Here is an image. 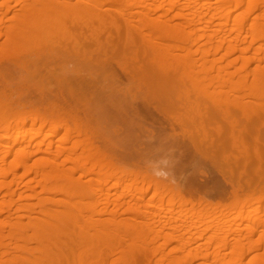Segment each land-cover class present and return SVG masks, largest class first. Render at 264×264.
Listing matches in <instances>:
<instances>
[{
	"label": "rangeland",
	"instance_id": "obj_1",
	"mask_svg": "<svg viewBox=\"0 0 264 264\" xmlns=\"http://www.w3.org/2000/svg\"><path fill=\"white\" fill-rule=\"evenodd\" d=\"M21 1L22 0H0V21H2V19H3V21H2L3 24H1V22H0V67H1L0 68V124H1L0 125V144H1L0 145V160L3 159L4 157H6V159H7V163H6L7 165L4 164V167H0V172L3 170V168H5V172L6 171H12V166H13V168L16 166V163H15L16 162V156L15 155L17 154V152L21 148H24V147H26V149H28L30 147L34 148V146H36L35 144H39L41 142H45L46 144H48L49 142H51L53 144L54 143L58 144L61 141V138L63 139L64 136H66L68 134L66 131L62 130V125L65 128L67 127L70 130V132H72V135L77 137L75 144L79 143V142L80 143L82 142V144H84V142H87V139H86L87 137H85L84 129L88 125V128L90 127L92 129L91 132L93 135L90 133V135L92 137L91 146L93 147L94 150L91 147V149H90L91 151L89 150V153H88V151H86L84 153L85 154L87 153V155H91L92 151H94V153H95L94 156L95 155L96 156L95 157L93 155L92 156L95 159L98 160L100 158H103L102 160L104 161L105 158L107 157V158H109L108 161L116 164V166L119 169L118 170L114 169L111 172L109 171L110 173L108 174V176L105 174H104L105 175L104 176L103 173H101L102 174L101 175L99 169H97L99 171H97V170L94 171L96 174L93 172L94 174L91 173L88 176H86V173H87L89 168L91 169L92 164L90 166L89 165L85 166L84 168L82 167V169H81V167H78V166L73 167L74 165H72V166L67 165L66 167L68 169H70V167H72L70 169L71 171H69L65 167L64 169H67V170H65L67 173L65 171H63V172L66 174V176H68L69 174L72 173L69 176H70V178L72 177L73 181L71 180V182H70V180H69L70 184H68L69 183L68 182L66 186H68V185L75 186V187H73L74 189L72 188L74 195L72 196V198H70L71 197L70 196L68 199V197H66L62 194H60V195L57 193L54 194L55 192L49 193V192H51V190L53 192V188L51 186L56 185V184L51 185L50 186L51 190L48 192V190H47L48 188L46 190L44 189V187L42 188L43 185L41 186L40 184H38L37 180L32 181V179H34V178H32V177H34L33 174L27 175L28 177H26V176L23 177L24 176L23 174L25 173L24 167H21V166L17 167V169H18L16 171L17 174L18 175L20 174L19 177H23L24 180L22 183L20 182L21 184L20 183L19 184L13 183L14 185L16 184L15 186L12 184L13 186L11 188H12V190L14 189V191L16 192V195L13 197H10V196L4 197V194H6L7 189L6 188L2 189V192L0 194V204H4L5 202H8V203L11 202L13 205V207L11 209L14 213L10 214V213L6 212L3 214H0V227H1V225L4 226V223H3L4 221H5V223H6V221L7 222L18 221V223L21 221L22 224L26 225V224H28L29 220L30 221L32 220V218H34L32 220V222H34L35 219H38V217H41L43 219V217L40 216L39 211H37V209L40 210L39 209L40 207H38V206H41V207L46 206L49 208L53 207V208H55L54 210H56L59 206L60 208H58L57 210H59V212H60L61 209L64 208L63 206H65L63 204L68 205V202L71 201V202H69V205L72 203V205L75 207V209H73L74 212H72L73 214L71 213V215H69V216H72L70 218V220H72V221L70 222V220L67 217L66 221L64 222V220H65L64 217H66V216L61 215L62 214L61 213V214H59V216H61V217L64 216L63 218H61V217L60 218L65 223L64 224L65 227L62 224L63 222L56 223V224H60L62 227L66 228L65 230L67 232H68V229H70L69 231H72V234H74L76 237L72 236L73 238L71 240H68V239L65 240L64 239L65 236L68 235L70 232L65 234L64 228H62L60 225L58 226L61 229H63V231H64L63 234H65V236L62 235L61 231H60V233L63 237H61L60 234H57V235H60V237H61V238H58V236H57L58 240L62 239V240H60V242L62 241L61 244L64 246L66 245V247H64V248L62 247V249H61L62 251H64L63 252L64 256H63V255H61L62 251H61V253L58 252V254H57V252H55L56 250H58V248H56L58 246L57 244L55 246L54 245L55 243L54 244L52 243V245L54 246L53 250H51L52 247L50 246V244H49V246H47L48 242H50V239H47L49 236L47 237L46 235L56 234L57 231H59L58 229H55V230L53 229V227L55 228V226H56V228H58L55 223L53 224V221H51L53 226H51L52 224H50L51 229L49 227L45 228V226H44V228L46 229L45 232H44V229L42 232V230L39 228V226H38L39 230H38V228L33 229V228L29 227V228H27L28 230L27 229L25 230L27 232L25 238L22 237L25 235V232H23L24 234L21 236L23 238V240L20 239V237H19L18 240H13V241L8 242V244L11 243L10 244L11 246L8 248V251L12 250V252L9 251V253H11V257L14 256L16 259L14 257L13 258L15 260H17V262L19 261L20 263H23V261H24L23 264L27 263V262H25L28 260L27 258H32L34 260L36 258H33V257H35V256L37 257L38 255H39L38 257H40V256L42 257V259H40V260L45 261L46 264L47 263L52 264V262H53V264H54V262H55V264H59V262H60V264H74V263H76V264H80V263L81 264H83V263L84 264H94V263L95 264H118V263L122 264L120 262L125 263V261L121 260L123 258L122 256L126 255L127 247H128L127 243L132 238L134 241V245L136 242L137 247L139 245L138 248H140V249L142 248L141 250L144 249L143 247H145L146 250L149 249L150 251L161 250V249L163 250V248H164V250H163L164 252L162 250L161 251H162V253L166 252L165 254H168L170 256V258L172 260L171 261L169 258L170 264H208L209 262H210L209 264H213L214 262H212L211 260L213 259V261H214L213 254H215L214 250L216 251V248H218L217 243L219 244L218 246H221L220 248H218L219 250L217 249L218 250L217 252L219 253L222 250L221 253L218 254V256L222 255V258L224 257V260L227 259V260H225L226 262L224 260H222L218 264H222V263L227 264V262H229V264H230L232 262V260H236V258H238V255H240V254H242V256H244L243 263H240V264H253V262H254V264L259 263V262H260L259 264H264V192H263L264 187H262V189H263V191L261 190L262 192L260 191V189H259V191H257L258 189H256V188H255L256 191L254 192L253 188H252L253 191L250 189L251 187H254V186L252 185L251 187H248V183H247V182H250L248 177L250 179L252 177H254L253 181L256 180V181L260 182L259 184H261V180L264 179V175H263L264 174V164L260 165L262 167H260L259 165L257 166V164H255V159H253V158H255V156H253V154L256 155L258 150L260 151L258 153L260 155L259 158L264 159V157H263L264 156V152H263L264 151V146H263L264 142H262V141H264V80H263L264 79V76H263V74H264V72H263L264 71V0H154V1L149 0L148 4H145L144 2H142L144 0H122V1L121 0H105V1H108V3H106L107 7H105V8L108 9L110 7L109 10H112V12L106 10L107 13L108 12L113 13V11L115 13V11H117V10H122L124 14L127 13L126 15L118 14V16L119 15L122 16L121 18L124 20V21L120 20L123 22V24L122 23L121 24L124 25V33H123V35L121 34L122 36L120 35L121 37H119V33L123 32L120 30V29H122L121 26H119L118 27L119 29H118V28H116V26L111 24V22H109V23L106 22V23L112 25V26H110V25H108V26L110 27L109 29H111V27H112L111 30L114 31L115 38H114V35L111 34V33H113V31L110 32V30L108 29L109 30V32H108L106 29L107 25H105V23H98L93 18V17H95V15L92 17V14H90V13H88L90 15H88V14H76L74 16L72 14L71 15L72 17L67 15V17L64 19L65 20L64 23L67 24V26L65 24L60 26V24L58 22H60L61 20H58V21L55 20V22H50V24L52 25V28L49 27V26H51L49 24V26L47 27L48 29L46 28V30H42L43 28H41V29L36 28L35 27L36 24L33 25L34 24L33 18L31 20L28 19V20H30L28 23H26V21H25L24 24L23 23L21 24L22 18L26 19V16H28L30 13L29 7L32 8L33 4H34L33 0H23V2H21ZM71 1L76 2V0H71ZM85 1H87V0H85ZM141 2H142V4H141ZM154 3H155V5H154ZM136 5L138 7H136ZM169 5L171 7H173L172 5H174V6L177 5L175 7L178 8V9L176 8L178 11L175 10V8H174V11L170 12L171 9L169 10V7H170ZM7 8L9 10H6ZM183 8H184V11L181 14L185 17L180 20V19L176 18L175 16H176V14H178V12H180L179 10L183 9ZM19 9H21V10H19ZM156 9H158V11ZM25 10H26V13H24ZM148 11L150 12V14ZM193 11L194 12L199 11V12L203 13V16H204L203 18H205L204 20L202 19L203 22H202V20L198 22L199 19H197L195 22H194V20L188 21L191 18L190 14H192ZM166 13H167V15H166ZM3 15L4 16L6 15L5 16L6 18H4ZM127 15L129 17H127ZM164 15H166V16H164ZM123 16H126V18H124ZM164 17L166 18V20ZM186 17L189 19L186 20L187 19ZM227 17H229V19ZM15 18H16V21H15ZM90 18H92L91 20H92V23L94 26H90L92 23H90V24L88 23ZM156 18H158L159 20L160 19H162V20L159 21L158 19L156 20ZM145 19L147 20V22ZM19 20H21V22ZM66 20H68V22H66ZM11 21H13V22H11ZM131 21H134V22H131ZM141 21H144L145 24L144 23L140 24ZM56 22L59 25L56 24ZM164 22H165V25H164ZM197 22L199 25L197 24ZM212 22H213V24H212ZM79 23L80 24L83 23V24H81V26H80ZM85 23H87L88 25ZM28 24L29 25L32 24L33 27L28 26ZM95 24L98 27L95 26ZM99 24L102 26V28L100 27ZM64 25H65V27L63 28ZM73 25H74V28H72ZM134 25H135V27H134ZM12 26H14V27H12ZM26 26H28V27H26ZM70 26H71V28H70ZM149 26H150V29L148 28ZM154 26H155V28H154ZM164 26L165 27L167 26V27L165 28ZM144 27H146V31L144 30L145 29ZM151 27H152V29H151ZM14 28L15 29L17 28V29L14 30ZM31 28L34 29V31L32 29L33 32L30 30ZM53 28H54V31H52ZM69 28H70V30H69ZM90 28H92V29H90ZM103 28H104V30H103ZM74 29L76 30L77 33L75 32ZM81 29H85L86 31L81 30ZM88 29H89V32L87 31ZM117 29L119 30V33H117ZM126 29H128V30H126ZM137 29L139 31H141V33L142 32L143 33L141 34ZM156 29H158V31ZM199 29H201V30H199ZM20 30H21V32H20ZM67 30H69V31L67 32ZM102 30H103V32H102ZM129 30L132 33L134 32V35L131 36V32ZM197 30H198V32H197ZM16 31L17 32L19 31L20 33L18 32V34H17ZM44 31H46V32H44ZM82 31L87 32L86 35L89 38L87 36L85 38L84 37L85 35H83L85 33ZM69 32H72V33H69ZM104 32H106V33H104ZM160 32H162L163 34ZM73 33L80 36V37L78 36V38H81V39H78L80 43L78 41L75 42L77 39H74L75 35H72ZM109 33L112 36V37L110 36L112 38L111 43H109L110 40H108L110 38ZM144 33L146 34V36H144L145 35ZM95 34H96V36L98 35L97 36L98 39H96L97 38L96 36L94 37ZM100 34L101 35L103 34V35L101 36ZM77 35H76V37H77ZM135 35H136V37H135ZM184 35H189L191 37L188 44L183 43L182 42L183 39L180 38V36H184ZM27 36H29V37L33 36V37H32V39H30L31 37L28 38ZM123 36H124V40H122V41H124V42H121V39L119 40V38H122ZM158 36H160V38ZM7 37H9V38L7 39ZM107 37H108V39H107ZM34 38H36V39H34ZM64 38H65V40H64ZM99 38H100V40H99ZM131 38H133V39H131ZM134 38H136L137 41ZM94 39H96V41ZM115 39L117 42L114 46L112 44L114 42H112V41ZM81 40H82V42H81ZM97 40H99V41H97ZM152 40H155V41H152ZM15 41H18V42L15 43ZM59 41H61V43H58ZM86 41H87V43H90V42L93 43V41H94V43L90 44V45L89 44L86 45V43H85ZM100 41H101V44L99 43ZM135 41H136V46H135ZM46 42H48V44ZM156 42L161 43V45L163 44V46H160V44H158ZM67 43H68V46H67ZM70 43H72V44L69 45ZM77 43H79L80 45L85 43L84 45L80 46L79 50L82 49L81 50L82 52L78 51V49L76 48L77 46L79 48V44L77 45ZM103 43H104V45H102ZM107 43H109V44H107ZM120 43H122L123 45L122 44L120 45ZM15 44H17V45H15ZM94 44L96 45V47L94 46ZM105 44H106V46H105ZM124 44H126V45L128 44L127 46L125 45L127 47V49L124 47ZM164 44H166V45H164ZM63 45H65V46H63ZM72 45H74V46H72ZM88 45L90 46L89 47L90 49L86 50ZM91 45H93L94 47L92 46V48H91ZM117 45L122 47V50ZM110 46H112V47H110ZM130 46H132V48L130 50H128L130 48ZM166 46H168V47H166ZM51 47L53 50L55 48H57L59 50V52H57L58 50L56 49V52L54 53V51L51 49ZM81 47H83V48H81ZM104 47H106V48H104ZM134 47H138V48H135V50H134L133 49ZM185 47L187 50L185 49ZM66 48H68V49L70 48L72 50V53H71V50H68ZM74 48H76V49H74ZM84 48H85V50H84ZM103 48L106 49V51ZM107 48H108V50H107ZM111 48H112V50H111ZM118 48H120V49H118ZM163 48L165 51L163 50ZM45 49L49 50V51H46ZM50 49L52 51H50ZM73 49L76 51V54H74L75 51ZM109 49L111 50L109 52L110 56L107 53L109 51ZM116 49H118V50H116ZM137 49L139 50L138 52L136 51ZM161 50H163L164 52ZM168 50H171L172 52L168 51ZM188 50H190L192 52L189 53L190 51L188 52ZM234 50H236V51H234ZM68 51H69V53H68ZM85 51H88V52H85ZM94 51H96L98 54ZM99 51L100 52L102 51L101 54L99 53ZM115 51H116V53H118V55L116 54V57L119 56L118 59L115 57ZM130 51H132V52H130ZM198 51H199V53H198ZM232 51H233V53H231ZM78 52H79V55H78ZM105 52H106V54H105ZM112 52H113V54H112ZM127 52H129L130 54H128ZM93 53H95L94 56H93ZM124 53H127V54L125 55ZM32 54H33V56H32ZM56 54H57V56H56ZM120 54H121V56H120ZM131 54H132V56H130ZM148 54H151V57ZM161 54H163V55L166 54V55H164L166 57L163 56V58H165L166 62L163 61L161 63L162 65L158 64V68L156 70V67H154L155 65H152L155 62V61L153 62V60H155L157 57H160ZM173 54H175L176 56ZM61 55L65 56V59L67 60V62L65 61L64 58L62 59ZM102 55L103 56L106 55V58L101 57ZM107 55H108V57H107ZM133 55H134V57H133ZM84 56L88 57V59L85 58ZM91 56L94 57V60H96V58H97L98 59L97 62L99 64H100L99 60L102 58L103 63L100 60L102 66L99 65L94 60H93V62L92 61L90 62L89 60L93 59ZM180 57L183 60H191V59H193V61L195 60L194 61L195 64L196 63H198V64L194 67V71L189 72V70L188 71L182 70L183 68L181 69V71H179L180 66H178L177 63H179ZM190 57H191V59H190ZM33 58H35V59H33ZM36 58H39V60L38 59L36 60ZM107 58H108V60L112 59V61L114 63L116 62L115 63L116 65L113 62H110V64L111 63L112 64L109 65V61L107 62V60H106ZM113 58H114V60H113ZM123 58H125V60ZM138 58L140 60L141 59L145 60V62H144L145 65H143L141 61L137 60ZM177 58H179V60ZM2 59H3V61H2ZM128 59H130V60H128ZM34 60H36V61H34ZM63 60L65 61V63L63 62ZM126 60H128L129 62ZM134 60H136L137 65L136 64L134 65V63H135ZM150 60L152 62H150ZM38 61H41V62H38ZM75 61L78 64L77 66H75V64H76ZM82 61L84 62L83 66L85 65V62H87V64L92 63L93 66H94V64L97 66H94L93 68H92V66H90V68H89L86 66H88L90 64H88V65L86 64L84 66V69H83V66L80 64ZM131 61H132V65H131ZM138 61H139V63L142 64V66H140V64H138ZM1 62H4V63L2 64ZM30 62H35L37 65L35 63H34L35 65L31 64ZM105 62L107 63V65ZM119 62H121V63L119 64ZM127 62H128V64H127ZM174 62H175V65H174ZM235 62H237V64ZM46 63H48V64L50 63V64L48 65ZM231 63H233V64H231ZM39 64L40 65L46 64L45 65L46 68L43 65V67L45 68V71H44V68L42 67V65H41V69L43 68V70L40 69ZM154 64H156V62ZM167 64H169L170 66H167ZM229 64H231V65L228 68L227 65H229ZM104 65H106V66H104ZM112 65L115 67L114 71L116 69V71L119 70L120 72H117V74L114 75V73H116V71L115 72L113 71ZM119 65H122V66H119ZM133 65L137 69L134 70ZM173 65L175 66L176 69L174 68ZM78 66H80V67H78ZM107 66L112 67L110 71H109L110 68L107 69L108 71L106 70ZM244 66H245V69L243 68ZM127 67H129L130 69H133V71L135 73L139 68L142 69V67H143L144 69H147L149 71L145 75L149 74L150 76L148 75V77H147L145 75L144 76L142 75L143 78L141 79L139 77V75L141 73L139 75L137 74L138 76L134 75V72L132 73V70L130 71L129 68L127 69ZM240 67H241V69L243 68V70L240 69L242 71V73L239 70ZM48 68H50L49 69L50 71H48ZM80 68H82V69H80ZM85 68H87V70ZM99 68H101V69L103 68L105 70V72H103V70H99ZM124 68H125V70H124ZM215 68L218 70V73H217ZM222 68H224V69H222ZM38 69H40V71H42V73ZM94 69L96 70V72L94 71L96 77L93 74ZM140 69L138 71H140ZM51 70H53V72H51ZM122 70H123V72H122ZM28 71H30V72H28ZM84 71H85V73H84ZM97 71L99 72V74ZM159 71L160 72L165 71V72L169 73L170 77L168 76V74H167L168 77H166L167 79L168 78L169 79L167 80L166 78L161 77V75H159V73H160ZM50 72L52 75L50 74ZM110 72L112 73L111 75H110ZM28 73H30V74L28 75ZM80 73H82L83 75ZM104 73H106V74H104ZM123 73H125V74L127 73V74L123 76ZM137 73H139V72H137ZM47 74H48V77H47ZM66 74L68 75V77ZM129 74H131V75H129ZM132 74L134 75V77ZM30 75L32 77H29ZM59 75H60L61 79L59 78ZM105 75H107V76H105ZM117 75L119 78L117 77ZM33 76H36V77H33ZM52 76H54L53 79H52ZM86 76H89V78ZM191 76H194V77H191ZM49 77L52 79V81ZM85 77L87 78L86 80H85ZM111 77H114V78H112L113 80H110ZM129 77H131V78L129 79ZM137 77H139L141 80L139 81V78H137ZM149 77H151V79ZM30 78H32V79L30 80ZM35 78L38 80L39 83L38 82L34 83V81H36V80H34ZM56 78H57V80H56ZM134 78H136L137 81ZM261 78H263V79H261ZM80 79H81V81H80ZM90 79H92V81L94 79H96V82L102 81L98 84L100 85L101 83L102 84L105 83L104 84L105 87L103 85H101V87H99V85L97 86L96 85L97 83L93 81L94 83H96V84H94ZM132 79H134V80H132ZM210 79H212V81L215 80V82H217V83L213 84V82L210 81ZM258 79H260V80H258ZM78 80H79V82H78ZM147 80L148 81L150 80L151 82H153V86H152L153 88L151 87L152 84L149 85L150 81L148 82ZM29 81H33V82H29ZM109 81H112L113 83L115 81V83L116 82L117 83L113 84ZM40 82H41L42 86H43V83H45L43 87L42 86L38 87L39 85H41ZM83 82H85L86 84ZM126 82H128V83H126ZM131 82H133L135 85L133 83L131 84ZM136 82H137V84H136ZM138 82H141V85H140V83L138 84ZM30 83H32V84H30ZM63 83H65V84H63ZM75 83L76 84L79 83V85H75ZM82 83L84 85H82ZM33 84H35V87L36 86L38 87V91H36L37 89L34 87ZM70 84L73 85L74 87L70 86ZM126 84H128V85H126ZM80 85H82L81 87H79L81 90H79V88H78V86H80ZM91 85H93L92 86L93 89L91 88ZM155 85L158 87H155ZM58 86H59V88H58ZM66 86H70V88L69 87L67 88ZM87 86H88V88H87ZM146 86L147 87L149 86L150 88L149 87L147 88ZM172 86H174V88H172ZM94 87L96 88L95 90L97 92L94 90ZM123 87H126V88L123 89ZM66 88L71 90L72 92L70 93L69 90H67ZM104 88L109 90V93L106 92L107 90ZM170 88H172V89L170 90ZM163 90H165V91H163ZM201 90H203V92ZM65 91H66V93H65ZM73 92L74 93L76 92V94H73ZM83 92H85V93L83 94ZM159 92H163V93L159 94ZM69 93L71 96H73V95L74 96L70 97ZM80 94H82L84 96H81ZM109 94H110V96H109ZM46 95H48V96L46 97ZM78 95L80 96L79 97L80 99H85V100H87L88 98L89 99L86 101V103L84 102L85 100L84 101L81 100L82 101L81 102L80 99H78ZM142 95L146 96V97L142 98ZM86 97H87V99H86ZM91 98H93L92 99L93 101L91 100ZM188 98H189V101H188ZM236 98L237 99L239 98V99L237 100ZM68 99H69V101H68ZM118 99H121V101ZM184 99L187 101H185ZM203 99H206L208 101L205 100L206 101L205 102ZM60 100L64 101V103L66 101L65 105L67 104V106L65 107L64 103H61ZM70 100H71V102H70ZM75 100H76V102H75ZM235 100H237V101L235 102ZM202 101H204V102H202ZM119 102H120V105H119ZM121 102H122V104H121ZM161 102L163 104H160ZM233 102L237 106L234 105L235 106L234 107L232 104ZM70 103H71V105H70ZM172 103L174 104V106ZM175 103H176V105H175ZM202 103H204V106H202ZM229 103H231V106ZM130 104H131V106H130ZM200 104L202 106L201 108L199 106ZM207 104L209 107L206 106ZM91 105H93V106L95 105V106L93 107ZM177 105L179 106V108ZM135 106H137V107H135ZM145 106H146V108H145ZM180 106H181V108H180ZM198 106L201 109V111L203 110V112H201L199 110ZM210 106H211V108H210ZM239 106H241V108ZM67 107L70 111L68 109H66ZM71 107H74V109ZM203 107L204 108L206 107L205 108V111H206L205 114H204V109H202ZM207 109L209 111H211V109H213V111L209 112ZM224 109H226V110H224ZM65 110H67V111H65ZM71 110H72V112H71ZM181 110L183 112H181ZM219 110H221L223 114ZM74 111H76V112L74 113ZM176 111H180V113H178ZM199 111H200V113L204 114V116H203L204 118H205L206 114L210 113L205 118L208 121V124H207V121L205 122L204 118L202 119L204 124H205V127L207 128V126H208V128H209L208 130H206V132L204 130L206 128H204V129L202 128V127H204V124L201 125V123H200V122H202V120L199 119L200 118V113L198 114ZM223 111L227 115L229 114V111L232 114H229L230 115V117H229V116H226V114ZM130 112H131V114H130ZM133 112H134V114H133ZM142 112L144 113V115ZM166 112L172 113V114L167 115ZM175 112L178 114H188L189 119H188V117H186L187 115L186 116L183 115V117L185 116L184 118H186L189 122L188 123L183 122L181 115H178ZM24 113H26V114H24ZM113 113L115 115H113ZM217 113H219L220 116L217 115ZM68 114H69V116H68ZM86 114H88L87 115L88 118L86 117ZM148 114H149V116H148ZM202 114H201V117H202ZM65 115H66V117H65ZM131 115H134V116H131ZM145 115H147V116H145ZM42 116L52 120L53 124H56V126H59V128L60 127L61 128L59 130L55 131L53 128L54 125L53 126L50 124L46 125L43 122L39 121L40 117L44 118ZM114 116H115V118H114ZM117 116H118V118H117ZM137 116H139L140 118ZM173 116H174V121L178 118L179 120H182L183 124H181V122H179V121L174 122L172 120ZM179 116H180V118H179ZM215 116H216V118H218L217 121H216ZM237 116H239V117H237ZM240 116L243 117L242 122H240L242 120L240 118ZM33 117L34 118L38 117L37 119H39L38 122H36L35 124H32V122H31V119ZM60 117H62L63 119H61ZM221 117L222 118L224 117V119H222ZM227 117L230 118V123L232 122L233 125H234V123H233L232 119L235 120L234 122H236L235 118L236 117L240 118L239 121L237 120V122L235 123L239 129L237 127L233 128L235 125L232 126V124L229 123V119ZM23 118L24 119L26 118V119L24 120ZM92 118H94V119H92ZM148 118L149 119L151 118L152 120L151 119L149 120ZM190 118L193 119V121L195 119V121H194L195 123L199 119L198 122L200 124H198V122L196 124H198L200 126H198L194 122H192V120ZM246 118L250 119L251 123H253V121H255V123L251 124L250 120H249V124L246 125V122L248 123ZM123 119H125V120H123ZM221 119H222V121H221ZM226 119H228V121ZM88 120H89V122H88ZM91 120H93V121H91ZM96 120H97L98 125L96 124ZM147 120L150 122H148ZM7 121L9 123L8 129H6L7 125L5 124V123H7ZM21 121H24L25 124L21 125L20 124ZM157 121H159V123ZM171 121L173 123H175V125L178 127H176ZM225 121H227L228 123ZM244 121H245V123L243 125H245V126H243L244 127L243 128L241 126L242 125L241 123H243ZM90 122H91V124H90ZM191 122L194 123L195 125H193ZM214 122H216V123L220 122V125H221L220 127L223 126L221 131L219 132L220 134H217V131H216V130H218V128H220L219 124L216 125V123H214ZM238 122H239V124H238ZM2 123L5 125H3ZM103 123H105V124H103ZM188 124H190V126ZM213 124L216 125V127H215L216 129L213 128L215 126V125L213 126ZM228 124H230V125L228 126ZM93 125H95V126L93 127ZM226 125H227V127H226ZM248 125H250L251 127L256 125L255 128L257 131L260 128L259 129L260 132H258L259 133L258 137L261 135L260 136L261 139L259 138V140H260L259 142L261 144L263 143V145H262L263 147H261L260 143H256L257 140H255L254 134L250 133L251 131H253V127L251 128L252 129L251 130ZM257 125H259V126L257 127ZM209 126H211L212 129H214L216 132L213 130V133H212L211 128ZM230 126L233 130L235 129L234 131L231 132L232 134H234V132H235V135H232L229 133L230 132L229 129H231ZM239 126L242 128H240ZM170 127L172 130L170 129ZM189 127H191V128H189ZM77 128H78V130L82 129L81 130L82 134H80V137H78ZM187 128H188V130H186ZM245 128H246V133H244L245 130L242 131V129H245ZM236 129H237V131H236ZM97 130H98V132H97ZM222 130L224 131V133ZM207 131L214 134L213 137L211 136L212 134L209 136V133ZM240 131H241V133H240ZM247 131H248V134H250L249 138H251L255 142H253L251 139L247 138L248 137ZM255 131H254V133L257 132V131L255 132ZM236 132H238V133L236 134ZM199 133H201V134H199ZM239 133L241 136L239 135ZM100 134H102V135L100 136ZM171 134H172V138L170 137ZM198 134H199V136H198ZM206 134H208V135H206ZM228 134L231 137H229ZM245 134H247V135L245 136ZM45 135H46V137H45ZM224 135L227 136L228 138L225 137L226 138L225 139ZM173 136H175V137H173ZM180 136H181V139H180ZM217 136H218V138H217ZM219 136H220V138H219ZM233 136L240 138L238 140L241 142H239L236 138V140L239 142L238 143L236 141L237 143L235 144V146L237 148L235 147V150L233 149L234 152L232 150L230 152V150L227 148H230L231 146L234 145L235 140H234ZM151 137H153V138H151ZM177 137L180 140H177L178 139ZM15 138H16L17 142H14ZM43 138H45V139H43ZM221 138H223V140L220 141ZM229 138H231V139H229ZM241 138H243L245 141H242ZM28 140H31V141L28 142ZM58 140H59V142H58ZM208 140H209V142H208ZM23 141L26 142V144H24ZM219 141L221 142L222 146L219 144L220 143ZM206 142L208 145L206 144ZM211 142H212V144H211ZM213 142L214 143L216 142L217 147L215 145H213L214 144ZM242 142H245L246 145L250 146V148H248L249 149L248 151L244 150V153H243V149H239L242 147L241 144L243 145ZM51 143H49V144H51ZM202 143L204 145L206 144V146H209V147L213 146V149L211 147L210 148L207 147L208 150L212 149L211 152L209 151L211 153L210 155L208 154L209 152H204V154L201 153L206 148L205 146H203ZM249 143H252V145ZM254 143L258 144V146L260 145L258 150L255 149L256 146ZM2 144L8 145V148L7 147L2 148L1 147ZM197 144H199V145H197ZM238 144H240V147H238L239 146ZM200 145H201V148H200ZM223 145H224V147H223ZM192 146H193V148H192ZM214 148L216 150L218 149V153L216 155L214 154L215 158L209 157L214 153V150H215ZM231 148H234V146ZM199 149H201V150L199 151ZM31 150H33V149H31ZM80 150H81L80 153L83 154V151L85 149L83 148V150H82V148H79V151ZM194 150H196V151H194ZM216 150H215V152H217ZM240 150H242V152ZM133 151H135L133 156H132V154H128V153H132ZM212 151H213V153H212ZM220 151H222L223 153H221ZM236 151H239V152H236ZM247 152H248V154L249 153L250 154L247 155ZM126 153L129 156V157L127 156L128 158L125 157ZM205 153H207L209 156L208 157H207V155L204 156ZM224 153L226 154V156L228 155V157L226 158V156H225L226 159L223 160V156H224L223 154ZM234 153L236 156L237 155L238 156L236 157L234 155ZM239 153H241L242 156ZM218 154H220V155H218ZM42 155H44V156H42ZM46 155H47V157H46ZM49 155H51V153L50 154H46V153L40 154L37 157H33V159L31 161H29V163L32 165H33V163L36 164L35 159H37V161L38 160L41 161V159L44 157H46L45 159H47V158L52 159V156L55 155V153L52 154L51 157H49ZM103 155L105 156V158ZM201 155H203L202 156L203 158L201 157ZM116 156L118 157V160H117ZM252 156H253V158H252ZM53 157H55V156H53ZM195 157L197 158V160ZM229 157H230V159H228ZM242 157L243 158L246 157L247 160H246V158H245L246 161L244 159H241ZM38 158H40V159H38ZM120 158H121V160H120ZM210 158H213L216 160L218 159V160L214 161V160H211ZM235 158H236V161L234 160ZM147 159H148V161H147ZM227 159L230 160L231 162H233L229 166H233L234 162H235V164H236V162H238L239 165L236 164L235 170L230 171L232 169L229 166H227L229 164ZM248 159H249V161H248ZM242 160H243V162H242ZM105 161H107V160H105ZM184 161H187V162H184ZM200 161H202V162H200ZM218 161H221V162L223 161V162L221 163ZM226 161L228 164L226 163ZM247 161H248V163H247ZM205 162L206 163L210 162V163H208L206 165ZM29 163L27 166L31 167V165H29ZM182 163H184V164H182ZM244 163L247 164L246 168L248 170L245 167H243L245 170L243 169L242 170L243 172L238 173L239 171H241L242 166L245 165ZM235 164H234V166H235ZM254 164H255V166H254ZM195 166H196V169L194 168ZM247 166H249L251 169L248 168ZM197 167L198 168L200 167V168L198 169ZM31 168L34 169L35 167L32 166ZM78 168H80V169H78ZM234 168L235 167H233V169ZM254 168H255V170H256V168L257 169L262 168L263 170L261 169L260 171H258V170L255 171ZM237 169H238V171H236ZM118 171H120V172H118ZM121 171L126 172V174L124 172H121ZM155 171H159V172L167 171L170 173V178L169 179H158L153 174H151ZM209 171H210V173H209ZM145 172H146V174H145ZM230 172L233 173V176L236 173L237 174L235 175L234 178H232L233 176H231L232 174ZM251 172H252V174H251ZM121 173L122 174L124 173V174L122 175ZM221 173H222V175H221ZM258 173L262 174L263 177H262V175L260 176ZM238 174H240L239 175L240 177L237 176ZM241 174L242 175L244 174L242 176L243 178L241 177ZM110 175H112V176H110ZM209 175H211L212 177H210ZM255 175L257 178L255 177ZM227 176H228V178H227ZM258 176H259V178H258ZM108 177L110 179H108ZM194 177H195V179L198 178L197 181L195 179H193ZM186 178L187 179L191 178L192 181H191V179L187 180ZM229 178H232V180ZM233 179H235L236 181ZM237 179L239 181H242V179H244V181L239 183V181ZM258 179H260V180H258ZM26 180L28 182L30 181V185H29V183H27ZM76 180H79V181L81 180V181L79 182ZM8 181L10 182L11 178H9ZM8 181H6V182L9 183ZM24 181L28 184V185L26 184L27 189L25 187L26 185L24 184L25 183ZM39 181L41 182V180H39ZM74 181L76 183H74ZM156 181L157 182L159 181L160 183H157ZM184 181H186V182H184ZM232 181H234L236 183H234ZM253 181L251 179V182H253ZM60 182L64 183V180H62ZM66 182L67 181H65V183ZM237 182L239 184L236 186ZM251 182H250V185H251ZM262 182H263V180H262ZM193 183H195V184H193ZM200 183H202L204 187L201 186L202 184L198 186V184H200ZM232 183H234V184H232ZM246 183H247V186L245 185ZM255 183L253 182L252 184L255 185ZM150 184H151V186H150ZM155 184H161L162 185L160 190L157 193L153 190ZM184 184H186V185H184ZM223 184H225V185H223ZM257 184L258 183H256V186H257ZM262 184H264V183H262ZM262 184H261V186H262ZM134 185H136V186H134ZM171 185H173L175 187L178 186L179 188L181 186V191H182V189L183 190L185 189L184 193L185 192L186 193L184 194L185 195L184 197L186 198V201L185 200L180 201V199H178L176 197H175V199L173 198V193L175 191L172 188L171 189L173 191H171L170 187H173ZM194 185L196 186V188H195L196 190L193 189ZM234 185L236 187H233ZM28 186H31L33 189L29 188ZM56 186H58V185H56ZM131 186L135 187L136 192L133 194L134 197L129 195V194H128L129 196L126 195V191L128 190V188L130 189ZM149 186H150V188H149ZM211 186H213L214 189H212ZM243 186H244V188H243ZM54 188H55V186H54ZM233 188H234V190H237V191H234ZM144 189H145V191H144ZM148 189H150V190H148ZM244 189H246V191ZM35 190H37V194H38V196H36L37 198L30 196L31 194H33L32 191H35ZM140 190H141V193H140ZM240 190H242V191H240ZM24 191H26V194H28V196H30V197H28V198L25 197L27 195L24 194L25 193ZM19 193L20 194L22 193L25 196L19 197L18 196ZM1 195H3L2 198H1ZM122 195L123 196L126 195V196L124 197L125 198L124 200H122L121 198L119 199V200H121V203L123 201L124 202L126 201L127 203H130V205H131V203L134 205L135 204L141 205V213H139L138 216L133 214V213L131 214L130 212H126V213L124 212V208L127 207V205H128V204L126 205V202H125V207L120 209V211H119V213L121 212L120 214L117 213L114 216L112 213H110V215H109L108 213L110 211L106 214V212L108 210H106L105 214H103V213L98 214L102 210H105L108 207V205H109V207L111 206V209L114 210V208H115L114 206L117 203L118 196L120 197ZM129 197H132V198H129ZM3 198H5V200H3ZM67 199L69 201H67ZM63 200L65 203L63 202ZM183 201H185L186 203L184 202L185 203L184 204ZM52 202H54V203H52ZM56 202H57V204H56ZM58 202H60V203H58ZM170 202H173V204H171ZM88 203L92 204L91 206H93V207H91L90 204L88 205ZM198 203L200 204V206ZM77 204L80 205L82 209ZM217 204H218V206H217ZM106 205H107V207H105V209H104V206H106ZM22 206L25 207L26 210L28 208L30 209V207H31V209L35 208V210L32 209V211L34 213L36 211V212H38V214L36 215V213L32 214L31 211H25V208H24V211H22L19 209L20 207L22 209L23 208ZM61 206H62V208H61ZM88 206H90V208H92V210L95 209V211H98V212H96L97 214H95L94 211L90 210ZM95 206L98 210L95 208ZM79 209L82 210V213ZM89 210H90V212H89ZM12 211H10V212H12ZM91 211L94 213V215H97V216L95 217L93 214H91ZM102 212H104V211H102ZM122 212H123V214H122ZM199 214L200 215L202 214L201 217ZM205 214L206 215L208 214L210 217L208 215H207V217H205L206 216ZM8 215H10V216L8 217ZM173 218H175V219H173ZM8 219H9V221H8ZM98 219H100L102 221H100ZM115 219H117V220H115ZM205 219H206V221H205ZM38 220H36V221H38ZM92 220H94V221H92ZM95 221H97L96 222L97 224L95 223ZM98 221H100L103 225L100 224L102 226H99L100 222L98 223ZM54 222H56V221H54ZM66 222H67V224H66ZM91 222H94L96 224V226L93 225L94 223L91 224ZM172 222H173V224H172ZM193 222H195V223H193ZM204 222H206V223H204ZM34 224H36V222H34ZM97 225L99 228L97 227ZM68 226H70V228H68ZM94 226H95V228H94ZM167 226L169 227L168 229H167ZM210 226H211V228H210ZM114 227H115V229H114ZM118 227H119V229H116ZM97 229H99V230H97ZM82 230H85V231H82ZM104 230H105V232H104ZM46 231H47V234H46ZM107 231H109V232H107ZM75 232H76V234H75ZM83 232H85V233L83 234ZM108 233L109 234L111 233V234L108 235ZM35 234H37V235H35ZM72 234H69V235L71 236ZM69 235L66 237L68 238ZM37 236H38V238H37ZM52 236H50V237L51 238L56 237V235L53 237ZM86 236H89V237H86ZM40 238H43V239H40ZM98 238H99V240H97ZM112 238H114V239H112ZM174 238L176 240H174ZM53 239L56 240V238H53ZM53 239H51V240H53ZM208 240L212 243H213V240H218V242L213 243V245H212V243L210 244ZM56 241H54V242H56ZM168 241H169V243H168ZM224 241H226V242H224ZM137 242H139V243L137 244ZM184 242L187 244H185ZM219 242L221 244L223 242L224 243L221 245ZM17 245H19V246L23 245L24 248H26V249L29 248L30 250L25 251L24 249H22L23 247L21 248V246L19 247ZM184 246H185V248H184ZM41 247H42V249H44L43 252H42V250H40ZM60 248L61 247H59V250H60ZM154 248H156V249H154ZM140 249H139V251H140ZM200 249L202 250V252ZM206 249L209 251H207ZM95 250L97 252V253L95 252L96 255L98 254V251H99V254H98L99 256L96 257V258L100 257V258H98L99 261H98V259L97 260L94 259L96 256V255L93 256L95 254L94 253ZM190 250H192L193 252L200 250L199 252H201V253H203V250H204L205 255H207L206 254L207 252H210V254L212 253V255L208 254V256L205 259L200 258V259L193 260L194 262L187 263L184 258L188 253H193ZM137 251L138 250L136 249L135 253L136 254L139 253L138 255H140L142 253V251H140V252L139 251L137 252ZM161 251H159V252H161ZM217 252H216V255H217ZM12 253H14V254L17 253V255L20 256V258L26 256L25 260L19 259V257L17 255H14ZM58 255H60V256H58ZM50 256H51L52 260H51ZM11 257H8L7 259H9ZM210 257L211 258L213 257V258L211 259ZM58 258H60V261L58 260ZM118 258H120V259L118 260ZM254 258L257 260L256 263H255ZM36 260H39V259H36ZM36 260H35V262H36ZM140 260H142L141 256H140L139 261H133V260L126 261L127 263H125V264H145V262H142V261L140 263ZM183 260L185 263H183ZM228 260H230V261H228ZM41 262H38V263H41ZM89 262H91V263H89ZM28 263H32V262L28 261ZM166 264H169V262ZM214 264H217V262H215Z\"/></svg>",
	"mask_w": 264,
	"mask_h": 264
},
{
	"label": "bare ground",
	"instance_id": "obj_2",
	"mask_svg": "<svg viewBox=\"0 0 264 264\" xmlns=\"http://www.w3.org/2000/svg\"><path fill=\"white\" fill-rule=\"evenodd\" d=\"M121 1H122V0H121ZM153 1H154V0H153ZM21 2H23V0H22ZM33 2H34L35 5L33 4V7H32V8L28 6V7L30 8V9L28 8V9L30 10V13H29L28 16H26V19H25V18H22V22H21V20H19V21L21 22V24H22V23L24 24L25 21H26V23H28V22L33 18V19H34V24H33V25L36 24V25H35L36 28H40V29L43 28L42 30H46V28L49 26L50 22H55V20H57V21H58V20H61V21H62V22L60 21L61 23L58 22V23L60 24V26H62L63 24H65V23H64V21H65L64 19L67 17V15H69L70 17H72V16H71L72 14H73V16H74V15H76V14H88V13H90V14H92V17L95 15L96 18H95V17H93V18H94V20H96L98 23H105V25L108 26V25H110V24H108V23L111 22V24H113L114 26H116V28H118L119 26H121L122 29H120V30L123 31L122 33H119V30H118L119 28L117 29V33H119V37H121V36L123 35V33H124V25H122L123 22L120 21V20H123V19L121 18L122 16H120V15H123L124 13H123L122 10H117V11H115V13H114V11H113L114 14H113V13H110V12L107 13L106 10L112 12V10H109L110 7H109L108 9L105 8V7H107V6H106V3H108V1H105V0H87V1H85V0H76V2H73V1H71V0H33ZM117 2H118V1H117ZM134 2H135V1H134ZM138 2H139V1H138ZM142 2H144L145 4H148V3H149V0H144V1H142ZM142 2H141V4H142ZM151 2H152V1H151ZM252 2H253V1H252ZM18 3H19V2H18ZM178 3H179V2H178ZM145 4H144V5H145ZM174 4H175V3H174ZM176 4H177V3H176ZM197 4H198V3H197ZM9 5H10V4H9ZM9 5H8V6H9ZM17 5H18V4H17ZM144 5H143V6H144ZM154 5H155V3H154ZM182 5H183V4H182ZM241 5H242V4H241ZM10 6H11V5H10ZM26 6H27V5H26ZM108 6H109V5H108ZM147 6H148V5H147ZM147 6H146V7H147ZM151 6H152V5H151ZM169 6H170V5H169ZM172 6H173V7H171V6L169 7V10L171 9L170 12H171V11H174V8H175V10L178 9L177 7H175V6H177V5H175V6L172 5ZM242 6H243V5H242ZM136 7H138V6L136 5ZM136 7H135V8H136ZM140 7H141V6H140ZM163 7H164V6H163ZM165 7H166V6H165ZM178 7H179V6H178ZM14 8H15V7H14ZM20 8H21V7H20ZM176 8H177V9H176ZM221 8H222V7H221ZM25 9H26V8H25ZM31 9H32V10H31ZM158 9H159V8H158ZM158 9H156V10L158 11ZM6 10H9V9L7 8ZM19 10H21V9H19ZM26 10H27V9H26ZM26 10H25V12H24V11H23V12L26 13ZM164 10H165V9H164ZM181 10H182V11H181ZM152 11H153V10H152ZM177 11H178V10H177ZM177 11H176V12H177ZM179 11H180V12H178V14H176L175 17L181 20V19H183V18L185 17V16H183V15L181 14V13L184 11V8H183V9H180ZM216 11H217V10H216ZM218 11H219V10H218ZM8 12H9V11H8ZM27 12H28V11H27ZM137 12H138V11H137ZM137 12H136V13H137ZM148 12H149V11H148ZM155 12H156V11H155ZM131 13H132V12H131ZM153 13H154V12H153ZM163 13H164V12H163ZM4 14H5V13H4ZM90 14H88V15H90ZM118 14H120V15L118 16ZM126 14H127V13H126ZM126 14H124V15H126ZM142 14H143V13H142ZM144 14H145V13H144ZM149 14H150V12H149ZM205 14H206V13H205ZM23 15H24V14H23ZM25 15H26V14H25ZM133 15H134V14H133ZM166 15H167V13H166ZM166 15H164V16H166ZM250 15H251V14H250ZM5 16H6V15H5ZM5 16L3 15L4 18H6ZM190 16H191V18H192V19L190 18L191 20H190L189 18H187V17H186L187 19H186V18H185V19H186V20L189 19L188 21H192V20H194V22H195L197 19H199L198 22L201 21L202 19H203V20L205 19V18H203V17H204V16H203V13H201V12H199V11H195V12L193 11L192 14H190ZM123 17L126 18V16H123ZM127 17H129V16L127 15ZM132 17H133V16H132ZM133 18H134V17H133ZM141 18H142V17H141ZM164 18H165V17H164ZM227 18L229 19V17H227ZM18 19H19V18H18ZM28 19H30V20H28ZM91 19H92V18H90V20H89V22H88L89 24L92 23V20H91ZM130 19H131V18H130ZM130 19H129V20H130ZM143 19H144V18H143ZM157 19H158V18H156V20H157ZM169 19H170V18H169ZM12 20H13V19H12ZM145 20H146V19H145ZM158 20H159V19H158ZM160 20H162V19H160ZM160 20H159V21H160ZM165 20H166V18H165ZM203 20H202V22H203ZM212 20H213V19H212ZM2 21H3V19H2ZM2 21H0L1 24H3ZM6 21H7V20H6ZM9 21H10V20H9ZM13 21H14V20H13ZM13 21H11V22H13ZM15 21H16V18H15ZM84 21H85V20H84ZM90 21H91V22H90ZM123 21H124V20H123ZM127 21H128V20H127ZM159 21H158V22H159ZM188 21H187V22H188ZM209 21H210V20H209ZM66 22H68V20H66ZM93 22H94V21H93ZM106 22H108V23H106ZM131 22H134V21H131ZM146 22H147V20H146ZM161 22H162V21H161ZM198 22H197V24H198ZM202 22H201V23H202ZM26 23H25V24H26ZM58 23L56 22V24H58ZM95 23H96V22H95ZM119 23H120V24H119ZM121 23H122V24H121ZM128 23H129V22H128ZM137 23H138V22H137ZM141 23H144V21H141L140 24H141ZM159 23H160V22H159ZM59 24H58V25H59ZM79 24H80V23H79ZM81 24H83V23H81ZM81 24H80V26H81ZM85 24H87V23H85ZM96 24H97V23H96ZM96 24H95V26H97ZM129 24H130V23H129ZM144 24H145V23H144ZM162 24H163V23H162ZM197 24H196V25H197ZM212 24H213V22H212ZM17 25H18V24H17ZM17 25H16V26H17ZM50 25H51V24H50ZM65 25L67 26V24H65ZM65 25L63 26V28L65 27ZM70 25H71V24H70ZM87 25H88V24H87ZM87 25H86V26H87ZM99 25H100V24H99ZM135 25H136V24H135ZM135 25H134V27H135ZM164 25H165V22H164ZM198 25H199V24H198ZM7 26H8V25H7ZM16 26H15V27H16ZM18 26H19V25H18ZM28 26L31 27L32 24H31V25L28 24ZM28 26H26V27H28ZM82 26H83V25H82ZM90 26H94L93 23H92ZM107 26H106L107 31L109 32V30H110V32H112V31H113V30H111L112 27H111V29H109L110 27H109V26L107 27ZM110 26H112V25H110ZM114 26H113V27H114ZM12 27H14V26H12ZM30 27H29V28H30ZM32 27H33V26H32ZM49 27L52 28V25L49 26ZM97 27H98V26H97ZM100 27L102 28L101 25H100ZM146 27H147V26H146ZM146 27H144V28H145V29H144L145 31H146ZM156 27H157V26H156ZM164 27H165V26H164ZM166 27H167V26H166ZM166 27H165V28H166ZM17 28H18V27H17ZM17 28H16V29H17ZM22 28H23V27H22ZM44 28H45V29H44ZM70 28H71V26H70ZM70 28H69V30H70ZM72 28H74V25H73ZM76 28H77V27H76ZM79 28H80V27H79ZM81 28H82V27H81ZM83 28H84V27H83ZM88 28H89V27H88ZM126 28H127V27H126ZM136 28H137V27H136ZM139 28H140V27H139ZM139 28H138V29H139ZM148 28L150 29V26H149ZM154 28H155V26H154ZM16 29L14 28V30H16ZM20 29H21V28H20ZM27 29H28V28H27ZM32 29H33V28H31L30 30L32 31ZM47 29H48V28H47ZM85 29H86V28H85ZM85 29H81V30H85ZM90 29H92V28H90ZM96 29H97V28H96ZM108 29H109V30H108ZM128 29H129V28H128ZM128 29H126V30H128ZM138 29H137V30H138ZM151 29H152V27H151ZM255 29H256V28H255ZM255 29H254V30H255ZM30 30H29V31H30ZM50 30H51V29H50ZM50 30H49V31H50ZM69 30H67V32H68ZM74 30H75V29H74ZM100 30H101V29H100ZM103 30H104V28H103ZM103 30H102V32H103ZM156 30L158 31V29H156ZM199 30H201V29H199ZM33 31H34V29H33ZM33 31H32V32H33ZM52 31H54V28H53ZM72 31H73V30H72ZM77 31H78V30H77ZM85 31H86V30H85ZM85 31H82V32L85 33V34H83V35H85L84 37L86 38V36H87L86 33H87V32H85ZM87 31L89 32V29H88ZM129 31H130V30H129ZM138 31H139V30H138ZM138 31H137V32H138ZM159 31H160V30H159ZM16 32H17V31H16ZM18 32H19V31H18ZM18 32H17V34H18ZM20 32H21V30H20ZM20 32H19V33H20ZM27 32H28V31H27ZM27 32H26V33H27ZM44 32H46V31H44ZM57 32H58V31H57ZM75 32H76V30H75ZM78 32H79V31H78ZM130 32H131V31H130ZM130 32H129V33H130ZM139 32L141 33V31H139ZM197 32H198V30H197ZM28 33H29V32H28ZM28 33H27V34H28ZM35 33H36V32H35ZM47 33H48V32H47ZM47 33H46V34H47ZM69 33H72V32H69ZM76 33H77V32H76ZM79 33H80V32H79ZM79 33H78V34H79ZM104 33H106V32H104ZM142 33H143V32H142ZM142 33H141V34H142ZM160 33H162V32H160ZM6 34H7V33H6ZM56 34H57V33H56ZM58 34H59V33H58ZM91 34H92V33H91ZM98 34H99V33H98ZM109 34H110V33H109ZM111 34H113V35H114V38H115V33H114V31H113V33H111ZM111 34L109 35V37L111 36ZM121 34H122V35H121ZM144 34H145V33H144ZM162 34H163V33H162ZM24 35H25V34H24ZM31 35H32V34H31ZM72 35H75V37H74V36H73V37H74V39H77L75 42H77V41L79 42L78 39H81V38H78L79 35L74 34V33H73ZM72 35H71V36H72ZM76 35H77V37H76ZM88 35H89V34H88ZM100 35H101V34H100ZM102 35H103V34H102ZM102 35H101V36H102ZM106 35H107V34H106ZM120 35H121V36H120ZM132 35H134V32H133V33L131 32V36H132ZM9 36H10V35H9ZM89 36H90V35H89ZM92 36H93V35H92ZM95 36H96V34L94 35V37H95ZM97 36H98V35H97ZM97 36H96V37H97ZM144 36H146V34H145ZM174 36H175V35H174ZM27 37H28V38L31 37L30 39H32L33 36H30V37L27 36ZM64 37H65V36H64ZM79 37H80V36H79ZM81 37H82V36H81ZM87 37H88V36H87ZM111 37H112V36H111ZM111 37H110V38H111ZM119 37H118V38H119ZM135 37H136V35H135ZM147 37H148V36H147ZM151 37H152V36H151ZM158 37L160 38V36H158ZM211 37H212V36H211ZM8 38H9V37H7V39H8ZM41 38H42V37H41ZM57 38H58V37H57ZM88 38H89V37H88ZM91 38H92V37H91ZM100 38H101V37H100ZM100 38H99V40H100ZM110 38L108 39V37H107V39L110 40L109 43H111V40H112V38H111V39H110ZM143 38H144V37H143ZM155 38H156V37H155ZM180 38L183 39V41H182V40H181V41H182L183 43H185V44H188L189 40L191 39V37H190L189 35L180 36ZM34 39H36V38H34ZM34 39H33V40H34ZM55 39H56V38H55ZM96 39H98V37H97ZM96 39H94V40L96 41ZM102 39H103V38H102ZM120 39H121V42H124V41H122V40H124V36H123L122 38H119V40H120ZM131 39H133V38H131ZM134 39L137 41L136 38H134ZM138 39H139V38H138ZM150 39H151V38H150ZM170 39H171V38H170ZM175 39H176V38H175ZM11 40H12V39H11ZM14 40H15V39H14ZM37 40H38V39H37ZM59 40H60V39H59ZM64 40H65V38H64ZM69 40H70V39H69ZM84 40H85V39H84ZM84 40H83V41H84ZM88 40H89V39H88ZM99 40H97V41H99ZM108 40H107V41H108ZM143 40H144V39H143ZM223 40H224V39H223ZM35 41H36V40H35ZM57 41H58V40H57ZM89 41H90V40H89ZM126 41H127V40H126ZM136 41H135V46H136ZM152 41H155V40H152ZM211 41H212V40H211ZM221 41H222V40H221ZM17 42H18V41H15V43H17ZM31 42H32V41H31ZM39 42H40V41H39ZM81 42H82V40H81ZM112 42H114V43H112V44L115 46V44H116L117 41H116V39H115V40H113ZM143 42H144V41H143ZM147 42H148V41H147ZM35 43H36V42H35ZM46 43L48 44V42H46ZM56 43H57V42H56ZM58 43H61V41H59ZM79 43H80V42H79ZM79 43H77V45H78ZM85 43H86V45H87V44L90 45V44H93L94 41H93V43H91V42H90V43H87V41H86ZM85 43H84V44H85ZM99 43L101 44V41H100ZM109 43H107V44H109ZM156 43H158V42H156ZM227 43H228V42H227ZM54 44H55V43H54ZM71 44H72V43H70L69 45H71ZM81 44H82V43H81ZM84 44H82V45H84ZM121 44H122V43H120V45H121ZM137 44H138V43H137ZM140 44H141V43H140ZM158 44H160V46H163V44L161 45V43H158ZM15 45H17V44H15ZM82 45L79 44V48H78V46L76 47V48L78 49V51H80V52H82V51H81L82 49L79 50V49H80V46H82ZM89 45H88V47L86 48V50L90 49V48H89V47H90ZM102 45H104V43H103ZM122 45H123V44H122ZM125 45H126V44H124V47L127 49L126 46H127L128 44H127L126 46H125ZM164 45H166V44H164ZM9 46H10V45H9ZM13 46H14V45H13ZM47 46H48V45H47ZM63 46H65V45H63ZM67 46H68V43H67ZM72 46H74V45H72ZM92 46H93V45H91V48H92ZM94 46L96 47L95 44H94ZM94 46H93V47H94ZM105 46H106V44H105ZM117 46H119V45H117ZM158 46H159V45H158ZM70 47H71V46H70ZM98 47H99V46H98ZM101 47H102V46H101ZM108 47H109V46H108ZM110 47H112V46H110ZM119 47H120V46H119ZM128 47H129V46H128ZM166 47H168V46H166ZM173 47H174V46H173ZM177 47H178V46H177ZM76 48H74V49H76ZM81 48H83V47H81ZM104 48H106V47H104ZM104 48H103V49H104ZM120 48H121V50H122V47H120ZM120 48H118V49H120ZM131 48H132V46H130V48H129L128 50H130ZM135 48H138V47H134L133 49L135 50ZM152 48H153V47H152ZM51 49H52V47H51ZM51 49H50V51L53 50V49H52V50H51ZM56 49H57V48H55V49L53 50L54 53L56 52ZM64 49H65V48H64ZM66 49H68V48H66ZM74 49H73V50H74ZM118 49H116V50H118ZM171 49H172V48H171ZM178 49H179V48H178ZM185 49H186V47H185ZM45 50H46V49H45ZM57 50H58V49H57ZM68 50H71V49L69 48ZM84 50H85V48H84ZM101 50H102V49H101ZM104 50L106 51V49H104ZM107 50H108V48H107ZM111 50H112V48H111ZM111 50L109 49V51L107 52L108 55H109V52H110ZM163 50H164V48H163ZM163 50H161V51H163ZM186 50H187V49H186ZM42 51H43V50H42ZM46 51H49V50H46ZM66 51H67V50H66ZM74 51H75V50H74ZM89 51H90V50H89ZM113 51H114V50H113ZM125 51H126V50H125ZM136 51L138 52L139 50L137 49ZM136 51H135V52H136ZM161 51H160V52H161ZM164 51H165V50H164ZM164 51H163V52H164ZM168 51H171V50H168ZM189 51H190V50H188V52H189ZM234 51H236V50H234ZM57 52H59V50H58ZM85 52H88V51H85ZM85 52H84V53H85ZM91 52H92V51H91ZM94 52H96V51H94ZM101 52H102V51H101ZM101 52L99 51L100 54H101ZM121 52H122V51H121ZM130 52H132V51H130ZM163 52H162V53H163ZM171 52H172V51H171ZM175 52H176V51H175ZM191 52H192V51H190L189 53H191ZM257 52H258V51H257ZM30 53H31V52H30ZM33 53H34V52H33ZM49 53H50V52H49ZM68 53H69V51H68ZM71 53H72V50H71ZM96 53H97V52H96ZM127 53L130 54L129 52H127ZM127 53H124V54L126 55ZM141 53H142V52H141ZM149 53H150V52H149ZM169 53H170V52H169ZM176 53H177V52H176ZM189 53H188V54H189ZM196 53H197V52H196ZM198 53H199V51H198ZM231 53H233V51H232ZM231 53H230V54H231ZM255 53H256V52H255ZM34 54H35V53H34ZM46 54H47V53H46ZM51 54H52V53H51ZM57 54H58V53H57ZM57 54H56V56H57ZM59 54H60V53H59ZM74 54H76V51L74 52ZM97 54H98V53H97ZM105 54H106V52H105ZM112 54H113V52H112ZM116 54L118 55V53H116V51H115V57H116ZM121 54H122V53H121ZM121 54H120V56H121ZM134 54H135V53H134ZM151 54H152V53H151ZM151 54H148V55H150V57H151ZM171 54H172V53H171ZM256 54H257V53H256ZM27 55H28V54H27ZM30 55H31V54H30ZM52 55H53V54H52ZM78 55H79V52H78ZM94 55H95V53H93V56H94ZM108 55H107V57H108ZM164 55H166V54H164ZM164 55L161 54L160 57H157L156 59L154 58L155 60L152 59L153 62H154V61L156 62V64H154L155 62L152 64V65H155L154 67H156V70H157V68H158V64H161L163 61L166 62L165 58H163ZM173 55H175V54H173ZM258 55H259V54H258ZM32 56H33V54H32ZM58 56H59V55H58ZM61 56H62V55H61ZM63 56H64V55H63ZM63 56H62V59H63V58L65 59V56H64V57H63ZM74 56H75V55H74ZM89 56H90V55H89ZM93 56H91L93 59L89 60L90 62H91V61L93 62V60H94V57H93ZM97 56H98V55H97ZM109 56H110V55H109ZM112 56H113V55H112ZM112 56H111V57H112ZM130 56H132V54H131ZM146 56H147V55H146ZM175 56H176V55H175ZM35 57H36V56H35ZM38 57H39V56H38ZM50 57H51V56H50ZM59 57H60V56H59ZM84 57L88 59V57H86V56H84ZM99 57H100V56H99ZM101 57H105V58H106V55H105V56L102 55ZM111 57H110V58H111ZM118 57H119V56H118ZM118 57H116V58L118 59ZM123 57H124V56H123ZM126 57H127V56H126ZM133 57H134V55H133ZM139 57H140V56H139ZM147 57H148V56H147ZM164 57H166V56H164ZM27 58H28V57H27ZM39 58H40V57H39ZM39 58H36V60H37V59L39 60ZM85 58H84V59H85ZM116 58H115V59H116ZM175 58H176V57H175ZM182 58H183V57H182ZM31 59H32V58H31ZM33 59H35V58H33ZM117 59H116V60H117ZM123 59L125 60V58H123ZM148 59H149V58H148ZM166 59H167V58H166ZM169 59H170V58H169ZM177 59L179 60V58H177ZM190 59H191V57H190ZM36 60H34V61H36ZM40 60H41V59H40ZM60 60H61V59H60ZM97 60H98V59L96 58V60H94V61L97 62ZM100 60L102 61V58H101ZM100 60H99L100 64H99L98 62H97V63H98L99 65L102 66ZM106 60H107V62L109 61V65L112 64V63L110 64V62H113L112 59L108 60V58H107ZM113 60H114V58H113ZM128 60H130V59H128ZM128 60H126V61H128ZM137 60L141 61L142 64L145 65V64H144L145 60H143V59L140 60L139 58H138ZM142 60H143V61H142ZM2 61H3V59H2ZM32 61H33V60H32ZM54 61H55V60H54ZM65 61L67 62L66 59H65ZM65 61L63 60L64 63H65ZM76 61H77V60H76ZM76 61H75V62H76ZM139 61H138V64H140V66H142V64L139 63ZM167 61H168V60H167ZM173 61H174V60H173ZM173 61H172V62H173ZM194 61H195V60H194ZM194 61H193V59H191V60H183V59H181V57H180L179 63H177V62H176V63L178 64V66H180V67H179V69H180L179 71H181V69L183 68L182 70H187V71L189 70V72H190V71H194V67L198 64V63L195 64ZM197 61H198V60H197ZM208 61H209V60H208ZM38 62H41V61H38ZM60 62H61V61H60ZM60 62H59V63H60ZM123 62H124V61H123ZM128 62H129V61H128ZM128 62H127V64H128ZM134 62H135L134 65H135V64L137 65L136 60H134ZM146 62H147V61H146ZM150 62H152V61L150 60ZM214 62H215V61H214ZM1 63L3 64L4 62H1ZM8 63H9V62H8ZM30 63H31V64H34L35 62H30ZM57 63H58V62H57ZM61 63H62V62H61ZM83 63H84V62L82 61L80 64L83 66ZM102 63H103V61H102ZM105 63H106V62H105ZM113 63H114V62H113ZM115 63H116V62H115ZM115 63H114V64H115ZM120 63H121V62H119V64H120ZM235 63L237 64V62H235ZM35 64H36V63H35ZM35 64H34V65H35ZM46 64H48V63H46ZM46 64H41V65H42V67H43V65H44V67H45ZM49 64H50V63H49ZM49 64H48V65H49ZM62 64H63V63H62ZM62 64H61V65H62ZM80 64H79V65H80ZM86 64H87V62H85V65H86ZM88 64H90V63H88ZM88 64H87V65H88ZM114 64H113V65H114ZM123 64H124V63H123ZM146 64H147V63H146ZM231 64H233V63H231ZM231 64L227 65L228 68L230 67ZM34 65H33V66H34ZM36 65H37V64H36ZM39 65H40V64H39ZM41 65L39 66L40 69H41ZM48 65H47V66H48ZM77 65H78V64H77V62H76L75 66H77ZM85 65H84V66H85ZM99 65H98V66H99ZM106 65H107V63H106ZM106 65H104V66H106ZM109 65H108V66H109ZM113 65H112V66H113ZM115 65H116V64H115ZM129 65H130V64H129ZM129 65H128V66H129ZM131 65H132V61H131ZM134 65H133V67H134L133 69L135 70V69H137V68H136ZM161 65H162V64H161ZM171 65H172V64H171ZM174 65H175V62H174ZM174 65H173V66H174ZM2 66H3V65H2ZM84 66H83V69H84ZM90 66H92V68H93L94 66H97V65L94 64V66H93L92 63H91L90 65H88V66H86V67H89V68H90ZM108 66L106 67V70L110 68V69H109V71H110L112 67H108ZM119 66H122V65H119ZM125 66H126V65H125ZM138 66H139V65H138ZM167 66H170V65L167 64ZM173 66H172V67H173ZM178 66H177V67H178ZM233 66H234V65H233ZM37 67H38V66H37ZM39 67H38V68H39ZM44 67H43V68H44ZM48 67H49V66H48ZM78 67H80V66H78ZM144 67H145V66H144ZM165 67H166V66H165ZM165 67H164V68H165ZM214 67H215V66H214ZM261 67H262V66H261ZM0 68H1V67H0ZM8 68H9V67H8ZM10 68H11V67H10ZM43 68H42L41 70H43ZM45 68H46V67H45ZM45 68H44V71H45ZM89 68H88V69H89ZM95 68H96V67H95ZM114 68H115V67L113 66V71H114ZM128 68H129V67H127V69H128ZM174 68H175V66H174ZM225 68H226V67H225ZM243 68L245 69V66H244ZM243 68L241 69V67H240L239 70H240V69L243 70ZM4 69H5V68H4ZM40 69H38V70L40 71ZM49 69H50V68H48V71H50ZM80 69H82V68H80ZM85 69L87 70V68H85ZM133 69H130V68H129L130 71L132 70V73L134 72ZM139 69H140V68H139ZM139 69H138V70H139ZM160 69H161V68H160ZM165 69H166V68H165ZM167 69H168V68H167ZM175 69H176V68H175ZM215 69H216V68H215ZM222 69H224V68H222ZM237 69H238V68H237ZM237 69H236V70H237ZM6 70H7V69H6ZM75 70H76V69H75ZM86 70H85V71H86ZM99 70H103V72H105V70H104L103 68H102V69L99 68ZM124 70H125V68H124ZM138 70L136 71V73L134 72V75H137V74L139 75V74L141 73V74L139 75V77H140L141 79L143 78V76H144L145 74H147V73L149 72L147 69H144L143 67H142V69H140V71H138ZM169 70H170V69H169ZM219 70H220V69H219ZM241 70H240V71H241ZM55 71H56V70H55ZM80 71H81V70H80ZM85 71H84V73H85ZM88 71H89V70H88ZM91 71H92V70H91ZM94 71L96 72V70H95V69L93 70V74H94V76H95ZM107 71H108V70H107ZM115 71H116V69H115ZM115 71H114V72H115ZM126 71H127V70H126ZM130 71H129V72H130ZM161 71H162V70H161ZM179 71H178V72H179ZM216 71H217V73H218V70H217V69H216ZM28 72H30V71H28ZM40 72L42 73V71H40ZM51 72H53V70H51ZM51 72H50V74H51ZM97 72H98V71H97ZM117 72H120V71L117 70L116 73H114V75L117 74ZM122 72H123V70H122ZM124 72H125V71H124ZM127 72H128V71H127ZM137 72H139V73H137ZM159 72H160V71H159ZM184 72H185V71H184ZM210 72H211V71H210ZM263 72H264V71H263ZM5 73H6V72H5ZM31 73H32V72H31ZM43 73H44V72H43ZM46 73H47V72H46ZM68 73H69V72H68ZM82 73H83V72H82ZM82 73H80V74H82ZM86 73H87V72H86ZM107 73H108V72H107ZM180 73H181V72H180ZM191 73H192V72H191ZM230 73H231V72H230ZM241 73H242V71H241ZM29 74H30V73H28V75H29ZM54 74H55V73H54ZM54 74H53V75H54ZM91 74H92V73H91ZM98 74H99V72H98ZM100 74H101V73H100ZM104 74H106V73H104ZM111 74H112V73L110 72V75H111ZM126 74H127V73H126ZM126 74L123 73V76L126 75ZM167 74H168V76H169V73H167V72H165V71L159 73V75H161V77H164V78L168 77ZM226 74H227V73H226ZM51 75H52V74H51ZM55 75H56V74H55ZM55 75H54V76H55ZM57 75H58V74H57ZM66 75H67V74H66ZM69 75H70V74H69ZM78 75H79V74H78ZM82 75H83V74H82ZM118 75H119V74H118ZM118 75H117V77H118ZM129 75H131V74H129ZM132 75H133V74H132ZM134 75H133V77H134ZM138 75H137V76H138ZM142 75H143V76H142ZM148 75H149V74H148ZM148 75H145V76L148 77ZM54 76H52V79H53ZM71 76H72V75H71ZM105 76H107V75H105ZM112 76H113V75H112ZM127 76H128V75H127ZM149 76H150V75H149ZM263 76H264V74H263ZM29 77H32V76L30 75ZM33 77H36V76H33ZM47 77H48V74H47ZM67 77H68V75H67ZM72 77H73V76H72ZM86 77L89 78V76H86ZM86 77H85V80L87 79ZM95 77H96V76H95ZM108 77H109V76H108ZM114 77H115V76H114ZM114 77H111L110 80H113L112 78H114ZM117 77H116V78H117ZM139 77H137V78H139ZM159 77H160V76H159ZM161 77H160V78H161ZM169 77H170V76H169ZM173 77H174V76H173ZM179 77H180V76H179ZM184 77H185V76H184ZM191 77H194V76H191ZM222 77H223V76H222ZM224 77H225V76H224ZM37 78H38V77H37ZM49 78H50V77H49ZM59 78H60V75H59ZM70 78H71V77H70ZM118 78H119V77H118ZM130 78H131V77H129V79H130ZM140 78H139V81L141 80ZM149 78L151 79V77H149ZM189 78H190V77H189ZM235 78H236V77H235ZM28 79H29V78H28ZM31 79H32V78H30V80H31ZM50 79H51V78H50ZM52 79H51V81H52ZM54 79H55V78H54ZM60 79H61V78H60ZM92 79H93V78H92ZM92 79H90V80L92 81ZM96 79H97V78H96ZM96 79H94L93 81L96 82ZM126 79H127V78H126ZM134 79H136V78H134ZM134 79H132V80H134ZM144 79H145V78H144ZM162 79H163V78H162ZM166 79H167V78H166ZM168 79H169V78H168ZM168 79H167V80H168ZM182 79H183V78H182ZM213 79H214V78H213ZM219 79H220V78H219ZM229 79H230V78H229ZM261 79H263V78H261ZM34 80H36V81H34V83H35V82H38V80H37L36 78H35ZM56 80H57V78H56ZM74 80H75V79H74ZM74 80H73V81H74ZM85 80H84V81H85ZM90 80H89V81H90ZM97 80H98V79H97ZM123 80H124V79H123ZM127 80H128V79H127ZM160 80H161V79H160ZM216 80H217V79H216ZM225 80H226V79H225ZM258 80H260V79H258ZM263 80H264V79H263ZM64 81H65V80H64ZM80 81H81V79H80ZM93 81H92V82H93ZM136 81H137V79H136ZM142 81H143V80H142ZM147 81H148V80H147ZM149 81H150V80H149ZM149 81H148V82H149ZM180 81H181V80H180ZM200 81H201V80H200ZM205 81H206V80H205ZM207 81H208V80H207ZM210 81H212V79H210ZM29 82H33V81H29ZM68 82H69V81H68ZM78 82H79V80H78ZM85 82H86V81H85ZM85 82H83V83H85ZM92 82H91V83H92ZM94 82H93V83H94ZM100 82H102V81H100ZM100 82L97 81V82H96L97 84H96V83H94V84H96V85L98 86V85H99L98 83H100ZM109 82L113 83L112 81H109ZM134 82H135V81H134ZM212 82H213V84H214V83H217V82H215V80L212 81ZM221 82H222V81H221ZM221 82H220V83H221ZM261 82H262V81H261ZM38 83H39V82H38ZM57 83H58V82H57ZM60 83H61V82H60ZM65 83H66V82H65ZM65 83H63V84H65ZM70 83H71V82H70ZM83 83H82V85H84ZM86 83H87V82H86ZM86 83H85V84H86ZM88 83H89V82H88ZM114 83H115V81H114ZM114 83H113V84H114ZM116 83H117V82H116ZM116 83H115V84H116ZM121 83H122V82H121ZM124 83H125V82H124ZM126 83H128V82H126ZM132 83H133V82H131V84H132ZM139 83H140V85H141V82H138V84H139ZM161 83H162V82H161ZM200 83H201V82H200ZM30 84H32V83H30ZM40 84H41V82H40ZM44 84H45V83H43V86H44ZM61 84H62V83H61ZM80 84H81V83H80ZM104 84H105V83H104ZM104 84L101 83V84L99 85V87H101V85H103V86L105 87ZM131 84H130V85H131ZM133 84H134V83H133ZM136 84H137V82H136ZM150 84H152V85H151V87H152V86H153V82L150 81V82H149V85H150ZM33 85H34V87H35V84H33ZM37 85H38V84H37ZM46 85H47V84H46ZM75 85H79V83H77V84L75 83ZM82 85L78 86V88L81 87ZM87 85H88V84H87ZM126 85H128V84H126ZM134 85H135V84H134ZM142 85H143V84H142ZM147 85H148V84H147ZM222 85H223V84H222ZM41 86H42V84L39 85L38 87H41ZM43 86H42V87H43ZM61 86H62V85H61ZM70 86H73V85L70 84ZM70 86H66V87H67V88H68V87L70 88ZM92 86H93V85H91V88H92ZM97 86H96V87H97ZM124 86H125V85H124ZM131 86H132V85H131ZM219 86H220V85H219ZM38 87H37V86L35 87V88L37 89V90L35 89L36 91H38ZM73 87H74V86H73ZM117 87H118V86H117ZM126 87H127V86H126ZM126 87H123V89L126 88ZM146 87H147V86H146ZM148 87H149V86H148ZM148 87H147V88H148ZM155 87H158V86L155 85ZM180 87H181V86H180ZM32 88H33V87H32ZM58 88H59V86H58ZM67 88H66V89H67ZM87 88H88V86H87ZM97 88H98V87H97ZM142 88H143V87H142ZM149 88H150V87H149ZM152 88H153V87H152ZM172 88H174V86H172ZM172 88H170V90H171ZM233 88H234V87H233ZM39 89H40V88H39ZM92 89H93V88H92ZM95 89H96V88L94 87V90H95ZM104 89H106V88H104ZM136 89H137V88H136ZM231 89H232V88H231ZM46 90H47V89H46ZM67 90H69V89H67ZM72 90H73V89H72ZM76 90H77V89H76ZM79 90H81V89L79 88ZM82 90H83V89H82ZM94 90H93V91H94ZM98 90H99V89H98ZM106 90H107V89H106ZM138 90H139V89H138ZM140 90H141V89H140ZM146 90H147V89H146ZM161 90H162V89H161ZM61 91H62V90H61ZM74 91H75V90H74ZM85 91H86V90H85ZM95 91H96V90H95ZM102 91H103V90H102ZM163 91H165V90H163ZM201 91L203 92V90H201ZM67 92H68V91H67ZM69 92L71 93L72 91L69 90ZM96 92H97V91H96ZM104 92H105V91H104ZM106 92L109 93V90H107ZM106 92H105V93H106ZM134 92H135V91H134ZM150 92H151V91H150ZM172 92H173V91H172ZM40 93H41V92H40ZM65 93H66V91H65ZM70 93H69V96H70V97H73V96H74L73 94H76V92H75V93L73 92V94H72L73 96H71ZM79 93H80V92H79ZM84 93H85V92H83V94H84ZM86 93H87V92H86ZM88 93H89V92H88ZM101 93H102V92H101ZM116 93H117V92H116ZM132 93H133V92H132ZM138 93H139V92H138ZM138 93H137V94H138ZM156 93H157V92H156ZM161 93H163V92H159V94H161ZM47 94H48V93H47ZM56 94H57V93H56ZM61 94H62V93H61ZM67 94H68V93H67ZM77 94H78V93H77ZM103 94H104V93H103ZM103 94H102V95H103ZM120 94H121V93H120ZM151 94H152V93H151ZM80 95H81V96H84V95H82V94H80ZM99 95H100V94H99ZM146 95H147V94H146ZM155 95H156V94H155ZM258 95H259V94H258ZM47 96H48V95H46V97H47ZM76 96H77V95H76ZM109 96H110V94H109ZM109 96H108V97H109ZM66 97H67V96H66ZM79 97H80V96L78 95V99H80ZM87 97H88V96H87ZM87 97H86V99H87ZM91 97H92V96H91ZM143 97H146V96H143V95H142V98H143ZM170 97H171V96H170ZM185 97H186V96H185ZM185 97H184V98H185ZM199 97H200V96H199ZM82 98H83V97H82ZM84 98H85V97H84ZM114 98H115V97H114ZM228 98H229V97H228ZM58 99H59V98H58ZM66 99H67V98H66ZM88 99H89V98H88ZM88 99H87V100H88ZM92 99H93V98H91V100H92ZM110 99H111V98H110ZM160 99H161V98H160ZM168 99H169V98H168ZM171 99H172V98H171ZM191 99H192V98H191ZM199 99H200V98H199ZM230 99H231V98H230ZM236 99H237V98H236ZM238 99H239V98H238ZM238 99H237V100H238ZM61 100H62V99H61ZM61 100H60V101H61ZM81 100L84 101L85 99H80V101H81ZM87 100H85L84 102L86 103ZM114 100H115V99H114ZM118 100L121 101V99H118ZM139 100H140V99H139ZM142 100H143V99H142ZM184 100H185V99H184ZM203 100L205 101L206 99H203ZM237 100H235V102H236ZM68 101H69V99H68ZM92 101H93V100H92ZM173 101H174V100H173ZM185 101H187V100H185ZM188 101H189V98H188ZM204 101H202V102H204ZM206 101H208V100H206ZM206 101H205V102H206ZM233 101H234V100H233ZM242 101H243V100H242ZM70 102H71V100H70ZM75 102H76V100H75ZM81 102H82V101H81ZM142 102H143V101H142ZM153 102H154V101H153ZM159 102H160V101H159ZM183 102H184V101H183ZM238 102H239V101H238ZM36 103H37V102H36ZM61 103H64V101H61ZM65 103H66V101H65ZM65 103H64V105H65ZM85 103H84V104H85ZM130 103H131V102H130ZM173 103H174V102H173ZM173 103H172V104H173ZM185 103H186V102H185ZM207 103H208V102H207ZM75 104H76V103H75ZM116 104H117V103H116ZM121 104H122V102H121ZM160 104H163V103L161 102ZM193 104H194V103H193ZM205 104H206V103H205ZM229 104H230V106H231V103H229ZM232 104H233V106L236 105V104H234V102H233ZM240 104H241V103H240ZM245 104H246V103H245ZM57 105H58V104H57ZM62 105H63V104H62ZM70 105H71V103H70ZM119 105H120V102H119ZM167 105H168V104H167ZM175 105H176V103H175ZM178 105H179V104H178ZM178 105H177V106H178ZM247 105H248V104H247ZM66 106H67V104L65 105V107H66ZM89 106H90V105H89ZM91 106H93V105H91ZM94 106H95V105H94ZM94 106H93V107H94ZM130 106H131V104H130ZM173 106H174V104H173ZM194 106H195V105H194ZM199 106H200V108H201L202 106H204V103H202V106H201V104H200ZM199 106H198V108H199ZM206 106L209 107L208 104H207ZM211 106H212V105H211ZM211 106H210V108H211ZM216 106H217V105H216ZM216 106H215V107H216ZM236 106H237V105H236ZM53 107H54V106H53ZM65 107H64V108H65ZM113 107H114V106H113ZM135 107H137V106H135ZM147 107H148V106H147ZM175 107H176V106H175ZM175 107H174V108H175ZM215 107H214V108H215ZM217 107H218V106H217ZM221 107H222V106H221ZM234 107H235V106H234ZM239 107L241 108V106H239ZM71 108L74 109V107H71ZM90 108H91V107H90ZM98 108H99V107H98ZM145 108H146V106H145ZM176 108H177V107H176ZM178 108H179V106H178ZM178 108H177V109H178ZM180 108H181V106H180ZM200 108H199V110L201 111ZM205 108H206V107H205ZM205 108H204V107L202 108V109H204V114H205V112H206V111H205ZM232 108H233V107H232ZM236 108H237V107H236ZM66 109H68V107H67ZM110 109H111V108H110ZM135 109H136V108H135ZM148 109H149V108H148ZM208 109H209V108H208ZM208 109H207V110H208ZM216 109H217V108H216ZM220 109H221V108H220ZM222 109H223V108H222ZM256 109H257V108H256ZM18 110H19V109H18ZM68 110H69V109H68ZM83 110H84V109H83ZM111 110H112V109H111ZM114 110H115V109H114ZM184 110H185V109H184ZM197 110H198V109H197ZM217 110H218V109H217ZM224 110H226V109H224ZM54 111H55V110H54ZM59 111H60V110H59ZM59 111H58V112H59ZM65 111H67V110H65ZM69 111H70V110H69ZM96 111H97V110H96ZM152 111H153V110H152ZM173 111H174V110H173ZM200 111L198 112V114L200 113ZM208 111H209V110H208ZM211 111H213V109H211ZM211 111H209V112H211ZM219 111H221V110H219ZM227 111H228V110H227ZM11 112H12V111H11ZM71 112H72V110H71ZM75 112H76V111H74V113H75ZM85 112H86V111H85ZM85 112H84V113H85ZM112 112H113V111H112ZM149 112H150V111H149ZM162 112H163V111H162ZM176 112L180 113V111H176ZM176 112H175V113H176ZM181 112H183V111L181 110ZM185 112H186V111H185ZM201 112H203V110H202ZM216 112H217V111H216ZM223 112H224V111H223ZM100 113H101V112H100ZM115 113H116V112H115ZM127 113H128V112H127ZM136 113H137V112H136ZM142 113H143V112H142ZM152 113H153V112H152ZM166 113H167V112H166ZM173 113H174V112H173ZM178 113H176V114H178ZM196 113H197V112H196ZM221 113H222V111H221ZM224 113H225V112H224ZM24 114H26V113H24ZM62 114H63V113H62ZM62 114H61V115H62ZM130 114H131V112H130ZM133 114H134V112H133ZM140 114H141V113H140ZM168 114H172V113H167V115H168ZM176 114H175V115H176ZM201 114H202V113H200V118H199V119L202 120V119L204 118V117H203L204 114H202V117H201ZM209 114H210V113H209ZM209 114H206L205 118H206ZM214 114H215V113H214ZM222 114H223V113H222ZM225 114H226V113H225ZM229 114H232V113L229 111ZM229 114H228V115L226 114V116H229V117H230ZM234 114H235V113H234ZM31 115H32V114H31ZM57 115H58V114H57ZM76 115H77V114H76ZM87 115H88V114H86V117H87ZM113 115H115V114L113 113ZM141 115H142V114H141ZM143 115H144V113H143ZM178 115H181V117H182V119H183V122H187V123L189 122L186 118H184L186 115H187L186 117H188V116H189L188 114H178ZM183 115H185V116L183 117ZM212 115H213V114H212ZM217 115L220 116L219 113H217ZM236 115H237V114H236ZM68 116H69V114H68ZM77 116H78V115H77ZM131 116H134V115H131ZM145 116H147V115H145ZM148 116H149V114H148ZM221 116H222V115H221ZM223 116H224V115H223ZM42 117H44V116H42ZM65 117H66V115H65ZM70 117H71V116H70ZM137 117H139V116H137ZM141 117H142V116H141ZM152 117H153V116H152ZM166 117H167V116H166ZM198 117H199V116H198ZM198 117H197V118H198ZM211 117H212V116H211ZM213 117H214V116H213ZM217 117H218V116H217ZM237 117H239V116H237ZM237 117L235 118V119H236V122H237V120L239 121L240 118L242 119L240 122L243 121V117H241V116H240V118H237ZM37 118H38V117H37ZM37 118H34V117H33V118L31 119L32 124H35V123L38 122V120L40 119L39 121L43 122V123L46 124V125H47V124H50V125H52V126L54 125L53 128H54L55 131H57V130H59V129L61 128V127L59 128V126H56V124H53V121L50 120V119H48V118H45V117H44V118H41V117H40L39 119H37ZM60 118L63 119L62 117H60ZM74 118H75V117H74ZM87 118H88V117H87ZM114 118H115V116H114ZM117 118H118V116H117ZM119 118H120V117H119ZM139 118H140V117H139ZM139 118H138V119H139ZM142 118H143V117H142ZM145 118H146V117H145ZM172 118H173L172 120L174 121V116H173ZM176 118H177V117H176ZM176 118H175V119H176ZM179 118H180V116H179ZM205 118H204V119H205ZM215 118H216V116H215ZM221 118H222V117H221ZM227 118H228V117H227ZM2 119H3V118H2ZM19 119H20V118H19ZM23 119H24V118H23ZM25 119H26V118H25ZM25 119H24V120H25ZM69 119H70V118H69ZM72 119H73V118H72ZM72 119H71V120H72ZM92 119H94V118H92ZM148 119H149V118H148ZM150 119H151V118H150ZM150 119H149V120H150ZM153 119H154V118H153ZM156 119H157V118H156ZM158 119H159V118H158ZM184 119H185V120H184ZM188 119H189V117H188ZM190 119H191V118H190ZM199 119H198V121H199ZM211 119H212V118H211ZM217 119H218V118H216V121H217ZM219 119H220V118H219ZM222 119H224V117H223ZM222 119H221V121H222ZM228 119H229V123H230V118H228ZM228 119H226V120L228 121ZM231 119H232V118H231ZM244 119H245V118H244ZM246 119H247V121H248V123L246 122V125H247V124H249V120H250V119H248V118H246ZM76 120H77V119H76ZM119 120H120V119H119ZM123 120H125V119H123ZM151 120H152V119H151ZM164 120H165V119H164ZM176 120H177V121H176ZM176 120H175L174 122H178V121H179V122H181V124H183V123H182V120H179L178 118H177ZM186 120H187V121H186ZM191 120H192V122L195 121V119H194V121H193V119H191ZM213 120H214V119H213ZM213 120H212V121H213ZM3 121H4V120H3ZM62 121H63V120H62ZM91 121H93V120H91ZM121 121H122V120H121ZM147 121H148V120H147ZM196 121H197V120H196ZM198 121H197V122H198ZM206 121H207V120L205 119V122H206ZM219 121H220V120H219ZM227 121H225V122H227ZM232 121H233V123H234L235 126L232 124V122H231L230 124H232V126H234L233 128H236L237 125L235 124L236 122H234L235 120L232 119ZM252 121H253V120H252ZM1 122H2V121H1ZM67 122H68V121H67ZM69 122H70V121H69ZM72 122H73V121H72ZM83 122H84V121H83ZM86 122H87V121H86ZM88 122H89V120H88ZM118 122H119V121H118ZM122 122H123V121H122ZM122 122H121V123H122ZM142 122H143V121H142ZM148 122H150V121H148ZM157 122L159 123V121H157ZM171 122H172V121H171ZM171 122H170V123H171ZM192 122H191V123H192ZM197 122H196V123H197ZM202 122H203V120H202ZM202 122H200L201 125L204 124V122H203V123H202ZM43 123H42V124H43ZM128 123H129V122H128ZM146 123H147V122H146ZM158 123H157V124H158ZM161 123H162V122H161ZM170 123H169V124H170ZM172 123H173V122H172ZM191 123H190V124H191ZM194 123H195V122H194ZM194 123H192V124L195 125L196 123H195V124H194ZM200 123L198 122V124H200ZM214 123H216V122H214ZM227 123H228V122H227ZM244 123H245V121H244L243 123H241L242 125H241V124H240V125L243 127V126H245V125H243ZM250 123H251V120H250ZM253 123H255V121H253ZM253 123H251V124H253ZM2 124H3V123H2ZM5 124L7 125L6 129H8V127H9V126H8V125H9L8 121H7V123H5ZM5 124H3V125H5ZM20 124L23 125V124H25V122H24V121H21ZM82 124H83V123H82ZM88 124H89V123H88ZM90 124H91V122H90ZM93 124H94V123H93ZM96 124H97V120H96ZM103 124H105V123H103ZM151 124H152V123H151ZM173 124L175 125V123H173ZM176 124H177V123H176ZM179 124H180V123H179ZM181 124H180V125H181ZM190 124H188V125L190 126ZM198 124H196V125H198ZM207 124H208V121H207ZM217 124H219V127L221 126V125H220V122H219V123H216V125H217ZM221 124H222V123H221ZM230 124H228V126H229ZM238 124H239V122H238ZM251 124H250V125H251ZM256 124H257V123H256ZM0 125H1V124H0ZM18 125H19V124H18ZM97 125H98V124H97ZM140 125H141V124H140ZM143 125H144V124H143ZM214 125H215V124H213V126H214ZM216 125L213 127L214 129H216V128H215ZM222 125H223V124H222ZM250 125H248V126L250 127V129L253 127V131H251L252 129H251V130L249 129V130L251 131L250 133H253V134H254V138H255V140H257L256 143H260V142H259V141H260L259 138H260L261 135L258 137V135H259L258 132H260V130H259L260 128H259L258 131H257L256 128H255L256 125H255V126H252V127H251ZM259 125H260V124H259ZM259 125H257V127H258ZM19 126H20V125H19ZM43 126H44V125H43ZM64 126H65V125H64ZM91 126H92V125H91ZM94 126H95V125H93V127H94ZM129 126H130V125H129ZM146 126H147V125H146ZM166 126H167V125H166ZM171 126H172V125H171ZM175 126H176V125H175ZM184 126H185V125H184ZM191 126H192V125H191ZM198 126H200V125H198ZM248 126H247V127H248ZM76 127H77V126H76ZM93 127H92V128H93ZM172 127H173V126H172ZM176 127H178V126H176ZM185 127H186V126H185ZM209 127L211 128V131H212V133H213V130H214V129H212L211 126H209ZM222 127H223V126H222ZM222 127L218 128V130H216V131H217V134H220L219 132L221 131ZM226 127H227V125H226ZM239 127H240V126H239ZM242 127H240V128H242ZM247 127H246V128H247ZM3 128H4V127H3ZM133 128H134V127H133ZM149 128H150V127H149ZM162 128H163V127H162ZM181 128H182V127H181ZM181 128H180V129H181ZM189 128H191V127H189ZM202 128H203V129L206 128V127H205V124H204V127H202ZM230 128H231V126H230ZM237 128H238V127H237ZM243 128H244V127H243ZM246 128H245V129H242V131L245 130L244 133H246ZM99 129H100V128H99ZM99 129H98V130H99ZM170 129H171V127H170ZM175 129H176V128H175ZM197 129H198V128H197ZM208 129H209V128H208V126H207V128L204 129L205 132H206V130H208ZM231 129H232V128H231ZM231 129H229L230 132L227 130L230 134H232L231 132L235 130V129H234V130H233V129L231 130ZM238 129H239V128H238ZM262 129H263V128H262ZM62 130H63V131H66L68 134H67L66 136H64L63 139L61 138V141H60V142H59V140H58V142H59L58 144H55V143L53 144V143H51V142H49V143H51V144H49V143L46 144L45 142H41V143H39V144H35L36 146H34V148L30 147V148L26 149V147H24V148H21V149L17 152V154L15 155V156H16V162H15V163H16V166H15L14 168H13V166H12V171H6V172H5V168H3V170L0 172V194H1V192H2V189L6 188V189H7L6 194H4L5 192L3 193V194H4V197H6V196H10V197L15 196V195H16V192L14 191V189L12 190V188H11V187L14 185L13 183H18V184H19L20 182L22 183L23 180H24L23 177H25V176L28 177L27 175H29V174L32 175V174H33L34 177H32V178H34V179H32V181L37 180V181H38V184H40L41 186L43 185L42 188L44 187L45 190L48 188V189H47L48 192L51 190V189H50V186H51V185H53V184L58 185V186H56V185L51 186V187L53 188V192H52V190H51V192H49V193H54V192H55L54 194H56V193L59 194V195L62 194V195H64V196L68 197V199H69L70 196H71L70 198H72V196L74 195V193H73V189H74V188H73V187H75V186H70V185L66 186L67 183L69 182V180H70V182H71V180H72V177L70 178V176H69V175H71L72 173H71V174L68 173L69 175L66 176V174L63 172V171H65V170L68 169V168L66 167L67 165H71V166L74 165L73 167H75V166L77 167V166H78V167H81V169H82V167L84 168L85 166H88V165L90 166V165L92 164V167H91V169H90V168L88 169V171H87V173H86V176H88L89 174L93 173V172L96 171L97 169L100 170V174L103 173V175L105 174V175H107V176H108V174H109L112 170H114V169H115V170H116V169L118 170V169H119V168L116 166V164H114L113 162L108 161L109 158H107V157H106L107 159L105 158V156H104L105 154H104L103 156H104L105 160H107V161H105V160L103 161V160H102L103 158H100L101 160H100V159H98V160L95 159L94 157H95L96 155L94 156V154H95L94 151H92L93 154L90 152L91 155H87V153H86V154L84 153V152H86V151H88V153H89V150H90L91 147H92V146H91V144H92V142H91L92 137H91V135H90V133L92 134V132H91L92 129H91L90 127L88 128V125H87L86 128L84 129L85 137H87V138H86V139H87V142H84L85 145L82 144V142H81V143L79 142V143H76V144H75V141H76V138H77V137L74 136V135H72V132H70V130H69L67 127L65 128V127H63V125H62ZM77 130H78V128H77ZM77 130H76V131H77ZM81 130H82V129H81ZM81 130H78V131H77L78 137H80V134H82ZM98 130H97V132H98ZM145 130H146V129H145ZM161 130H162V129H161ZM171 130H172V129H171ZM181 130H182V129H181ZM186 130H188V128H187ZM199 130H200V129H199ZM249 130H248V131H249ZM255 130H256L257 132H256ZM6 131H7V130H6ZM20 131H21V130H20ZM76 131H75V132H76ZM100 131H101V130H100ZM176 131H177V130H176ZM200 131H201V130H200ZM214 131H215V130H214ZM216 131H215V132H216ZM222 131H223V130H222ZM236 131H237V129H236ZM248 131H247V134H248ZM254 131H255L256 133H254ZM167 132H168V131H167ZM174 132H175V131H174ZM192 132H193V131H192ZM207 132L209 133V136L212 134V133H210L209 131H207ZM225 132H226V131H225ZM238 132H239V131H238ZM238 132H236V134H237ZM52 133H53V132H52ZM54 133H55V132H54ZM170 133H171V132H170ZM170 133H169V134H170ZM196 133H197V132H196ZM223 133H224V131H223ZM240 133H241V131H240ZM240 133H239V135H240ZM242 133H243V132H242ZM32 134H33V133H32ZM77 134H76V135H77ZM159 134H160V133H159ZM159 134H158V135H159ZM174 134H175V133H174ZM180 134H181V133H180ZM182 134H183V133H182ZM191 134H192V133H191ZM199 134H201V133H199ZM199 134H198V136H199ZM202 134H203V133H202ZM225 134H226V133H225ZM247 134H245V136H246ZM46 135H47V134H46ZM46 135H45V137H46ZM50 135H51V134H50ZM55 135H56V134H55ZM89 135H90V136H89ZM92 135H93V134H92ZM101 135H102V134H100V136H101ZM113 135H114V134H113ZM178 135H179V134H178ZM192 135H193V134H192ZM206 135H208V134H206ZM213 135H214V134H212L211 136L213 137ZM226 135H227V134H226ZM232 135H235V132H234V134H232ZM242 135H243V134H242ZM249 135H250V134H248V137H247V138H249ZM131 136H132V135H131ZM149 136H150V135H149ZM168 136H169V135H168ZM200 136H201V135H200ZM228 136H229V134H228ZM236 136H237V135H236ZM240 136H241V135H240ZM240 136H239V137H240ZM243 136H244V135H243ZM85 137H84V138H85ZM138 137H139V136H138ZM170 137L172 138V134L170 135ZM173 137H175V136H173ZM178 137H179V136H178ZM178 137H177V138H178ZM195 137H196V136H195ZM203 137H204V136H203ZM206 137H207V136H206ZM212 137H211V138H212ZM225 137H227V136L224 135V138H225ZM229 137H231V136H229ZM251 137H252V136H251ZM29 138H30V137H29ZM48 138H49V137H48ZM53 138H54V137H53ZM151 138H153V137H151ZM217 138H218V136H217ZM219 138H220V136H219ZM227 138H228V137H227ZM233 138H234V140H235V142L233 141V142H234V145H233L234 148H231V147H233V146L230 147L231 149H230V148H227V149L230 150V152H231V150L234 152L235 147H236L235 144L239 141L238 139H240V138H237V137H234V136H233ZM236 138H237L238 141L236 140ZM32 139H33V138H32ZM43 139H45V138H43ZM169 139H170V138H169ZM180 139H181V136H180ZM180 139L178 138L177 140H180ZM214 139H215V138H214ZM225 139H226V138H225ZM229 139H231V138H229ZM241 139H242V141H245L243 138H241ZM249 139H251V138H249ZM249 139H248V140H249ZM260 139H261V138H260ZM109 140H110V139H109ZM170 140H171V139H170ZM173 140H174V139H173ZM173 140H172V141H173ZM177 140H176V141H177ZM209 140H210V139H209ZM209 140H208V142H209ZM218 140H219V139H218ZM221 140H223V138H221L220 141H221ZM227 140H228V139H227ZM251 140H252V139H251ZM29 141H31V140H28V142H29ZM89 141H90V142H89ZM112 141H113V140H112ZM184 141H185V140H184ZM201 141H202V140H201ZM212 141H213V140H212ZM220 141H219V142H220ZM229 141H230V140H229ZM229 141H228V142H229ZM236 141H237V142H236ZM252 141L255 142L254 140H252ZM14 142H17L16 138L14 139ZM23 142H24V141H23ZM32 142H33V141H32ZM143 142H144V141H143ZM191 142H192V141H191ZM225 142H226V141H225ZM230 142H231V141H230ZM239 142H241V141H239ZM239 142H238V143H239ZM248 142H249V141H248ZM250 142H251V141H250ZM262 142H264V141H262ZM175 143H176V142H175ZM181 143H182V142H181ZM183 143H184V142H183ZM188 143H189V142H188ZM197 143H198V142H197ZM213 143H214V142H213ZM231 143H232V142H231ZM242 143H243V145L241 144L242 147L239 148V149H243V153H244V150H245V151H248V150H249L248 148H250V146H249V145H246L245 142H242ZM256 143H254L255 146H256L255 149L258 150V148L260 147V145L258 146V144H256ZM24 144H26V142H24ZM202 144H203V143H202ZM206 144H207V142H206ZM206 144H205V145L203 144V146H205L206 148L204 149V148L202 147V148L205 150V151H204V150L202 149V150H203V152H201L202 154H204V152H209V151L211 152V150L213 149V146H212V147L210 146L212 149L208 150L207 147H208V148H210V147H209V146H206ZM211 144H212V142H211ZM219 144L221 145V142H220ZM249 144L252 145V143H249ZM254 144H253V145H254ZM260 144H261V143H260ZM0 145H1V144H0ZM82 145H83V146H82ZM179 145H180V144H179ZM191 145H192V144H191ZM197 145H199V144H197ZM197 145H196V146H197ZM207 145H208V144H207ZM213 145L216 146V142H215ZM229 145H230V144H229ZM238 145H239V146H238ZM238 145H237V146L240 147V144H238ZM262 145H263V143L261 144V147L264 146V145H263V146H262ZM17 146H18V145H17ZM81 146H82V147H81ZM107 146H108V145H107ZM221 146H222V145H221ZM248 146H249V147H248ZM257 146H258V147H257ZM1 147H2V148H3V147H4V148H6V147L8 148V145L2 144ZM183 147H184V146H183ZM216 147H217V146H216ZM216 147H215V148H216ZM223 147H224V145H223ZM253 147H254V146H253ZM79 148H82V150H83V148L85 149V150L83 151V154L80 153L81 150L79 151ZM105 148H106V147H105ZM192 148H193V146H192ZM194 148H195V147H194ZM200 148H201V145H200ZM215 148H214V149H215ZM218 148H219V147H218ZM236 148H237V147H236ZM31 149H33V150H31ZM92 149H93V147H92ZM133 149H134V148H133ZM145 149H146V148H145ZM188 149H189V148H188ZM233 149H234V150H233ZM239 149H238V150H239ZM252 149H253V148H252ZM260 149H261V148H260ZM262 149H263V148H262ZM93 150H94V149H93ZM119 150H120V149H119ZM186 150H187V149H186ZM190 150H191V149H190ZM200 150H201V149H199V151H200ZM215 150H216V149H215ZM215 150H214V153H213V151H212L213 154H212L211 156H209V155L211 154L210 152L208 153L209 155H208L207 153H205L204 156L207 155V157L209 156V157H213V158H215V157H214V154L216 155V154L218 153V149L216 150L217 152H215ZM220 150H221V149H220ZM236 150H237V149H236ZM253 150H254V149H253ZM257 150H256V151H257ZM90 151H91V150H90ZM173 151H174V150H173ZM188 151H189V150H188ZM194 151H196V150H194ZM197 151H198V150H197ZM240 151L242 152V150H240ZM6 152H7V151H6ZM12 152H13V151H12ZM53 152L55 153V155H53V156H55V157L52 156V154H54ZM115 152H116V151H115ZM125 152H126V151H125ZM134 152H135V151H133L132 153H128V154H132V156H133ZM185 152H186V151H185ZM190 152H191V151H190ZM190 152H189V153H190ZM192 152H193V151H192ZM220 152L223 153L222 151H220ZM233 152H232V153H233ZM236 152H239V151H236ZM250 152H251V151H250ZM259 152H260V151L258 150L257 153H256L257 156L259 155V154H258ZM263 152H264V151H263ZM43 153H44V154H45V153H46V154H50V153H51V155H49V157L52 156V159H51V158H49V159H48V158L45 159V158L47 157V155H46V157L42 158L41 161H40V160L37 161V159H35V160H36V164L33 163V165H32V164L29 163V161H31V160L33 159V157H37L38 155L43 154ZM79 153H80V154H79ZM97 153H98V152H97ZM97 153H96V154H97ZM187 153H188V152H187ZM187 153H186V154H187ZM197 153H198V152H197ZM150 154H151V153H150ZM237 154H238V153H237ZM239 154L242 156L241 153H239ZM249 154H250V153H249ZM249 154H248V152H247V155H249ZM252 154H253V153H252ZM12 155H13V154H12ZM92 155H93L94 157H93ZM99 155H100V154H99ZM124 155H125V154H124ZM193 155H194V154H193ZM197 155H198V154H197ZM218 155H220V154H218ZM218 155H217V156H218ZM223 155H224V156H223V160L226 159V158L228 157V155L226 156L225 153H224ZM234 155H235V153H234ZM256 155L253 154V156H255V158H253V156H252V158L255 159V164H257V166H258V165L260 166L261 164H264V159L259 158L260 155H259L258 157H257ZM10 156H11V155H10ZM42 156H44V155H42ZM97 156H98V155H97ZM103 156H102V157H103ZM112 156H113V155H112ZM127 156H128V155H127V153H126V156H125V157L128 158L129 156H128V157H127ZM132 156H131V157H132ZM134 156H135V155H134ZM180 156H181V155H180ZM202 156H203V155H201V157H202ZM225 156H226V158H225ZM235 156H236V155H235ZM237 156H238V155H237ZM237 156H236V157H237ZM116 157H117V156H116ZM116 157H115V158H116ZM207 157H206V158H207ZM243 157H244V156H243ZM243 157H242L241 159H244V160H245L246 157H245V158H243ZM249 157H250V156H249ZM263 157H264V156H263ZM96 158H97V157H96ZM98 158H99V157H98ZM110 158H111V157H110ZM143 158H144V157H143ZM185 158H186V157H185ZM190 158H191V157H190ZM195 158H196V157H195ZM202 158H203V157H202ZM202 158H201V159H202ZM204 158H205V157H204ZM213 158H210V159L215 161L216 159H213ZM219 158H220V157H219ZM256 158H257V159H256ZM38 159H40V158H38ZM228 159H230V157H229ZM228 159H227V160H228ZM232 159H233V158H232ZM117 160H118V157H117ZM117 160H116V161H117ZM120 160H121V158H120ZM129 160H130V159H129ZM196 160H197V158H196ZM205 160H206V159H205ZM211 160H210V161H211ZM217 160H218V159H217ZM217 160H216V161H217ZM234 160L236 161V158H235ZM246 160H247V158H246ZM246 160H245V161H246ZM147 161H148V159H147ZM229 161H230V160H228V163H229V164H228L227 161H226V163L228 164L227 166H229V165H231V164L233 163V162H231V161L229 162ZM238 161H239V160H238ZM248 161H249V159H248ZM248 161H247V163H248ZM135 162H136V161H135ZM181 162H182V161H181ZM184 162H187V161H184ZM194 162H195V161H194ZM198 162H199V161H198ZM200 162H202V161H200ZM218 162H221V161H218ZM222 162H223V161H222ZM222 162H221V163H222ZM242 162H243V160H242ZM6 163H7V159H6V157H4L3 159L0 160V167H4V164H6ZM28 163H29V165H31V167L34 166L35 168L32 169L31 167H28V166H27ZM31 163H32V162H31ZM116 163H117V162H116ZM120 163H121V162H120ZM205 163H206V162H205ZM208 163H210V162H208ZM208 163H206V165H207ZM251 163H252V162H251ZM10 164H11V163H10ZM182 164H184V163H182ZM234 164H235V162H234ZM234 164H233V166H229V167L232 169V170H230V171H233V170L236 169V164H238V162H236L235 166H234ZM240 164H241V163H240ZM244 164H245V163H244ZM255 164H254V166H255ZM6 165H7V164H6ZM6 165H5V166H6ZM238 165H239V164H238ZM246 165H247V164H245L244 166H242L241 171H239L238 173L243 172V171H242V170L244 169L243 167L246 168ZM20 166H21V167H24V169H25V173L23 174V175H24L23 177H19L20 174L18 175L17 172H16V171L18 170L17 167H20ZM250 166H251V165H250ZM65 167H66L67 169H64ZM116 167H117V168H116ZM133 167H134V166H133ZM233 167H235V168L233 169ZM247 167L250 168L249 166H247ZM260 167H262V166H260ZM71 168H72V167H70V169H71ZM194 168L196 169V166H195ZM197 168H198V167H197ZM199 168H200V167H199ZM199 168H198V169H199ZM237 168H238V167H237ZM63 169H64V170H63ZM70 169H68V170L71 171ZM78 169H80V168H78ZM183 169H184V168H183ZM208 169H209V168H208ZM238 169H239V168H238ZM238 169H237L236 171H238ZM246 169H247V168H246ZM250 169H251V168H250ZM261 169H262V168H261ZM261 169H257V168H256V170H258V171H260ZM99 170H97V171H99ZM244 170H245V169H244ZM247 170H248V169H247ZM254 170H255V168H254ZM256 170H255V171H256ZM262 170H263V169H262ZM75 171H76V170H75ZM109 171H110V172H109ZM196 171H197V170H196ZM219 171H220V170H219ZM65 172H66V171H65ZM116 172H117V171H116ZM118 172H120V171H118ZM121 172H124V171H121ZM164 172H165V171H164ZM221 172H222V171H221ZM252 172H253V171H252ZM252 172H251V174H252ZM66 173H67V172H66ZM94 173H95V172H94ZM94 173H93V174H94ZM114 173H115V172H114ZM124 173L126 174V172H124ZM124 173H123V174H124ZM182 173H183V172H182ZM209 173H210V171H209ZM230 173H231V172H230ZM256 173H257V172H256ZM93 174H92V175H93ZM95 174H96V173H95ZM121 174H122V173H121ZM123 174H122V175H123ZM145 174H146V172H145ZM148 174H149V173H148ZM151 174H152V173H151ZM231 174H232L231 176H233V173H231ZM236 174H237V173H236ZM236 174H235V175H236ZM254 174H255V173H254ZM254 174H253V175H254ZM258 174H259V173H258ZM31 175H30V176H31ZM101 175H102V174H101ZM105 175H104V176H105ZM186 175H187V174H186ZM221 175H222V173H221ZM235 175H234L232 178H234ZM239 175H240V174H238L237 176H239ZM243 175H244V174H243ZM243 175L241 174V177H242ZM259 175L261 176L262 174H259ZM263 175H264V174H263ZM263 175H262V177H263ZM21 176H22V175H21ZM110 176H112V175H110ZM110 176H109V177H110ZM151 176H152V175H151ZM177 176H178V175H177ZM190 176H191V175H190ZM209 176L212 177L211 175H209ZM109 177H108V179H110ZM239 177H240V176H239ZM255 177H256V175H255ZM9 178H11V181H10V182L8 181ZM68 178H69V179H68ZM111 178H112V177H111ZM150 178H151V177H150ZM223 178H224V177H223ZM227 178H228V176H227ZM232 178H229V179L232 180ZM237 178H238V177H237ZM242 178H243V177H242ZM245 178H246V177H245ZM245 178H244V179H245ZM256 178H257V177H256ZM258 178H259V176H258ZM66 179H67V180H66ZM106 179H107V178H106ZM186 179H187V178H186ZM190 179H191V178H190ZM190 179H187V180H190ZM193 179H195V177H194ZM197 179H198V178H197ZM197 179H195V180L197 181ZM235 179H236V178H235ZM235 179H233V180H235ZM244 179H242V181H244ZM248 179H249L250 182H251V179H252V181H253L254 177H252L251 179L248 177ZM261 179H262V178H261ZM28 180H29V179H28ZM39 180H41V182H40ZM62 180H64V183H63V182H60V181H62ZM237 180H238V179H237ZM258 180H260V179H258ZM262 180H263V182H262ZM262 180H261V184L264 183V179H262ZM6 181H8L9 183H7ZM26 181H27V180H26ZM65 181H67V182L65 183ZM72 181H73V180H72ZM76 181H79V180H76ZM80 181H81V180H80ZM80 181H79V182H80ZM154 181H155V180H154ZM173 181H174V180H173ZM191 181H192V179H191ZM235 181H236V180H235ZM238 181H239V180H238ZM242 181H239V183L242 182ZM24 182H25V181H24ZM70 182H69L68 184H70ZM151 182H152V181H151ZM156 182H157V181H156ZM184 182H186V181H184ZM232 182H234V181H232ZM250 182H247V183H248V187H251L252 185L254 186V187H251V188H250L252 191H253V189H254V192L256 191V189H258L257 191H259V189H260V191H261V190L263 191L262 187H264V184H262V186H261V184H259L260 182H258V181L255 180V181H253V182H254V183H255V182L258 183L257 186H256V183H255V185H254V184H252L253 182H251V185H250ZM21 183H20V184H21ZM27 183H29V185H30V181H29V182L27 181ZM27 183L25 182L24 184L26 185ZM60 183H61V184H60ZM74 183H76V182L74 181ZM157 183H160V182L158 181ZM172 183H173V182H172ZM172 183H171V184H172ZM196 183H197V182H196ZM204 183H205V182H204ZM220 183H221V182H220ZM234 183H236V182H234ZM234 183H232V184H234ZM239 183L237 182L236 186H237ZM247 183L245 184L246 186H247ZM12 184H13V185H12ZM78 184H79V183H78ZM190 184H191V183H190ZM193 184H195V183H193ZM201 184H202V183L198 184V186L201 185ZM205 184H206V183H205ZM15 185H16V184H15ZM15 185H14V186H15ZM22 185H23V184H22ZM27 185H28V184H27ZM27 185L25 186L26 189H27ZM71 185H72V184H71ZM173 185H174V184H173ZM173 185H171V186H173ZM177 185H178V184H177ZM184 185H186V184H184ZM223 185H225V184H223ZM258 185H259L261 188H260ZM6 186H7V187H6ZM54 186H55V188H54ZM69 186H70L71 188H70ZM134 186H136V185H134ZM150 186H151V184H150ZM150 186H149V188H150ZM153 186H154V185H153ZM161 186H162L161 184H155L153 190L157 193V192L160 190ZM201 186L204 187L203 184H202ZM209 186H210V185H209ZM236 186L234 185L233 187H236ZM239 186H240V185H239ZM239 186H238V187H239ZM28 187H29V188H32L31 186H28ZM211 187H212V189H214L213 186H211ZM225 187H226V186H225ZM257 187H258V188H257ZM17 188H18V187H17ZM72 188H73V189H72ZM76 188H77V187H76ZM162 188H163V187H162ZM171 188L175 191V192L173 193V198H174V199H175V197H176V198L180 199V201H181V200H185V201H186V198L184 197V196H185L184 194L186 193V192L184 193V190H185V189H184V190L182 189V191H181V186H180V188H179L178 186H177V187H175V186L170 187V189H171ZM182 188H183V187H182ZM195 188H196V186L194 185V188H193V189H195ZM205 188H206V187H205ZM243 188H244V186H243ZM252 188H253V189H252ZM255 188H256V189H255ZM32 189H33V188H32ZM44 189H43V190H44ZM172 189H171V191H173ZM210 189H211V188H210ZM241 189H242V188H241ZM24 190H25V189H24ZM148 190H150V189H148ZM195 190H196V189H195ZM205 190H206V189H205ZM227 190H228V189H227ZM233 190H234V188H233ZM242 190H243V189H242ZM242 190H240V191H242ZM244 190L246 191V189H244ZM251 190H250V191H251ZM27 191H28V190H27ZM144 191H145V189H144ZM213 191H214V190H213ZM234 191H237V190H234ZM262 191H261V192H262ZM24 192H25V193H24ZM24 192H23V193L26 194V191H24ZM32 192H33V194L30 195L31 197H36V196H38V194H37V190L32 191ZM127 192H128V193H127ZM135 192H136V191H135V187L131 186L130 189L128 188V190L126 191V195L129 194V195H131V196L134 197L133 194H134ZM211 192H212V191H211ZM216 192H217V191H216ZM219 192H220V191H219ZM248 192H249V191H248ZM263 192H264V191H263ZM140 193H141V190H140ZM182 193H183V194H182ZM206 193H207V192H206ZM236 193H237V192H236ZM24 194H22V193L20 194V193H19L18 196H19V197H24V196H25ZM166 194H167V193H166ZM171 194H172V193H171ZM188 194H189V193H188ZM248 194H249V193H248ZM26 195H27V196H25V197H27V198L30 197V196H28V194H26ZM62 195H61V196H62ZM126 195H125V196H126ZM129 195H128V196H129ZM186 195H187V194H186ZM216 195H217V194H216ZM2 196H3V195H1V198H2ZM56 196H57V195H56ZM125 196H123V195L120 196V197L118 196V198H117L118 200L116 199V200H117V203H116L115 206H114L115 208L113 207L114 210L111 209V206L109 207V205H108V207H107V205H106V206H104V209H105V207H107V208H106L105 210H102V211H104V212H102V211L100 212V211H99L100 213H98V214H102V213L105 214L106 210H108V211L106 212V214L110 211L108 214L110 215V213H112V214L115 216L117 213H119V211H120L121 208H124V207H125V202H126V201H125V202L123 201V202L121 203V200H119L120 198H121L122 200H124V199H125V198H124ZM224 196H225V195H224ZM235 196H236V195H235ZM54 197H55V196H54ZM136 197H137V196H136ZM162 197H163V196H162ZM183 197H184L185 199H184ZM36 198H37V197H36ZM129 198H132V197H129ZM168 198H169V197H168ZM173 198H172V199H173ZM65 199H66V198H65ZM68 199H67V201H69ZM95 199H96V198H95ZM127 199H128V198H127ZM160 199H161V198H160ZM162 199H163V198H162ZM172 199H171V200H172ZM3 200H5V198H3ZM6 200H7V199H6ZM37 200H38V199H37ZM70 200H71V199H70ZM16 201H17V200H16ZM65 201H66V200H65ZM185 201H183V203H184ZM14 202H15V201H14ZM39 202H40V201H39ZM63 202H64V200H63ZM69 202H71V201H69ZM69 202H68V205L63 204V205H65V206H63V207H64V208H63L64 210L61 209L60 212H59V210H57L58 208H60L58 205H57L58 208L56 209L58 212H57L56 210H54L55 208H53V207H52V208H49V207H46V206H43V207L38 206V207H40V208H39L40 210L37 209V211H39L40 216H42L43 219H42L41 217H38V219L40 218L39 220H38V219H35L34 222H36V224H34V222H32V220L34 219V218H32V217H31L32 220H31V221L29 220L28 224H26V225L22 224L21 221H20L19 223H18V221H12V222H11V221H9V219H8L9 222L6 221L7 224H6L5 221H4V222H3V223H4V226L1 225V227H0V259H1V260H0L1 263H0V264H17V263L19 264V263H20L19 261L17 262V260H15L16 258H15L14 256H13V257H14L15 259H14L13 257H11V253H9L10 250L8 251V248L11 246V245H10L11 243L8 244V242H9V241H13V240H18L19 237H20V239L23 240V238H25V236H26V233H27V232H26L25 230H26L27 228L31 227V228L35 229V228H38V226H39V228L42 230V232H43V229H44V232H45V230H46L45 228H47V227L50 228V224H52L51 221H53V224H54V223H55V224H56V223H61V222H63L61 218H63L64 216H66V217H64L65 220L63 219L64 222L66 221V218H67V217H68V219L70 220V218H71L72 216H69V215H71V213L74 212L73 209H75V207L72 205V203L69 205ZM72 202H73V201H72ZM96 202H97V201H96ZM162 202H163V201H162ZM200 202H201V201H200ZM1 203H2V202H1ZM10 203H11V202H10ZM10 203L5 202L4 204H0V214L6 213V212H8V213H10V214L14 213V212L12 211V209H11V208L13 207V205H12V203H11V204H10ZM52 203H54V202H52ZM58 203H60V202H58ZM61 203H62V202H61ZM64 203H65V202H64ZM66 203H67V202H66ZM170 203L173 204V202H170ZM185 203H186V202H185ZM185 203H184V204H185ZM13 204H14V203H13ZM56 204H57V202H56ZM89 204H90V203H88V205H89ZM127 204H128V205H127ZM184 204H183V205H184ZM191 204H192V203H191ZM198 204H199V203H198ZM61 205H62V204H61ZM77 205H78V204H77ZM91 205H92V204H90V206H91ZM97 205H98V204H97ZM97 205H96V206H97ZM126 205H127V207H125L126 209L124 208V212H125V213H126V212H130L131 214L133 213V214H135V215H137V216L139 215V213H141V205H136V204H135V205H136V206H135V205L132 204V203H131V205H130V203H127V202H126ZM148 205H149V204H148ZM150 205H151V204H150ZM192 205H193V204H192ZM201 205H202V204H201ZM203 205H204V204H203ZM78 206H80V205H78ZM90 206H88V207H89L90 210H92V208H90ZM96 206H95V208H96ZM98 206H99V205H98ZM186 206H187V205H186ZM194 206H195V205H194ZM194 206H193V207H194ZM197 206H198V205H197ZM199 206H200V204H199ZM217 206H218V204H217ZM22 207H23V206H22ZM55 207H56V206H55ZM88 207H87V208H88ZM91 207H93V206H91ZM100 207H101V206H100ZM148 207H149V206H148ZM235 207H236V206H235ZM16 208H17V207H16ZM24 208H25V207H23V208L21 209V207H20L19 209L22 210V211H24ZM61 208H62V206H61ZM80 208H81V206H80ZM84 208H85V207H84ZM98 208H99V207H98ZM212 208H213V207H212ZM14 209H15V208H14ZM19 209H18V210H19ZM28 209H29V208H28ZM28 209L26 210V208H25V211H31L32 214L34 213V212L32 211L33 208L31 209V207H30V209H29V210H28ZM81 209H82V208H81ZM81 209H79V210H80L81 213H82V210H81ZM96 209H97V208H96ZM143 209H144V208H143ZM236 209H237V208H236ZM33 210H35V208H34ZM62 210H63V211H62ZM79 210H78V211H79ZM90 210H89V212H90ZM97 210H98V209H97ZM100 210H101V209H100ZM112 210H113V211H112ZM10 211H12V212H10ZM15 211H16V210H15ZM55 211H56V212H55ZM92 211H94L95 214H97L96 212H98V211H95V209L92 210ZM92 211H91V214L94 215V213H93ZM196 212H197V211H196ZM203 212H204V211H203ZM35 213H36V215L38 214V212H36V211H35ZM35 213H34V214H35ZM61 213H62V214H61ZM120 213H121V212H120ZM120 213H119V214H120ZM206 213H207V212H206ZM30 214H31V213H30ZM30 214H29V215H30ZM59 214L64 215V216L61 217V216H59ZM72 214H73V213H72ZM112 214H111V215H112ZM122 214H123V212H122ZM127 214H128V213H127ZM144 214H145V213H144ZM203 214H204V213H203ZM109 215H108V216H109ZM195 215H196V214H195ZM199 215H200V214H199ZM201 215H202V214H201ZM201 215H200V217H201ZM205 215H206V214H205ZM207 215H208V214H207ZM207 215H206L205 217H207ZM6 216H7V215H6ZM9 216H10V215H8V217H9ZM38 216H39V215H38ZM94 216L96 217L97 215H94ZM100 216H101V215H100ZM208 216H209V215H208ZM60 217H61V218H60ZM198 217H199V216H198ZM205 217H204V218H205ZM209 217H210V216H209ZM93 218H94V217H93ZM93 218H92V219H93ZM12 219H13V218H12ZM90 219H91V218H90ZM173 219H175V218H173ZM10 220H11V219H10ZM36 220H38V221H36ZM49 220H50V221H49ZM98 220H100V219H98ZM115 220H117V219H115ZM46 221H47V222H46ZM48 221H49V222H48ZM54 221H56V222H54ZM71 221H72V220H70V222H71ZM87 221H88V220H87ZM92 221H94V220H92ZM100 221H102V220H100ZM100 221H98V223H99ZM205 221H206V219H205ZM209 221H210V220H209ZM14 222H15V223H14ZM64 222L62 223L63 226H64V224H65ZM84 222H85V221H84ZM96 222H97V221H95V223H96ZM111 222H112V221H111ZM113 222H114V221H113ZM117 222H118V221H117ZM92 223H94V222H91V224H92ZM95 223H94L93 225L96 226L97 223H96V224H95ZM193 223H195V222H193ZM204 223H206V222H204ZM48 224H49V225H48ZM53 224H52L51 226H53ZM66 224H67V222H66ZM100 224H102V223L100 222V223H99V226H102V225H103V224H102V225H100ZM113 224H114V223H113ZM172 224H173V222H172ZM47 225H48V226H47ZM56 225H57V227H58L60 224H56ZM69 225H70V224H69ZM88 225H89V224H88ZM201 225H202V224H201ZM210 225H211V224H210ZM36 226H37V227H36ZM44 226H45V228H44ZM60 226H61V225H60ZM90 226H91V225H90ZM95 226H94V228H95ZM115 226H116V225H115ZM118 226H119V225H118ZM149 226H150V225H149ZM171 226H172V225H171ZM61 227H62V226H61ZM64 227H65V226H64ZM64 227H62V228H64ZM85 227H86V226H85ZM92 227H93V226H92ZM92 227H91V228H92ZM97 227H98V225H97ZM97 227H96V228H97ZM103 227H104V226H103ZM158 227H159V226H158ZM165 227H166V226H165ZM165 227H164V228H165ZM31 228H30V229H31ZM39 228H38V230H39ZM68 228H70V226H68ZM98 228H99V227H98ZM109 228H110V227H109ZM147 228H148V227H147ZM149 228H150V227H149ZM161 228H162V227H161ZM168 228H169V227L167 226V229H168ZM210 228H211V226H210ZM50 229H51V228H50ZM53 229H54V230H55V229H58L59 231H57L56 234H51V235H50V234L46 235V234H47V231H46V234H45V235H46L47 237H48V236L50 237V236H52V235H53V236L56 235V237H53V236H52V237H53V238H56L57 241H56L55 239L51 238V237H50V238L48 237L47 239H50V242H51V243L48 242V245H47V246H49V244H50V246L52 247L51 250H53L54 246L52 245V243H53V244L55 243V244H54L55 246H56V244H57L58 246H57L56 248H58V250H59V247H61L59 251H58V250L55 251V252H57V254H58V252L61 253V251H62V250H61L62 247H63V248L66 247V245L64 246V245L61 244L62 241L60 242V240H62V239H59V240H58V238L63 237L62 235L65 236V234H66V233H69V232H70L69 234H72V231H69L70 229H68V232H67V231L65 230L66 228H64L65 234H63L64 231H63V229H61L60 227L56 228V226H55V228L53 227ZM84 229H85V228H84ZM114 229H115V227H114ZM114 229H113V230H114ZM116 229H119V227L116 228ZM171 229H172V228H171ZM27 230H28V229H27ZM47 230H48V229H47ZM85 230H86V229H85ZM85 230H82V231H85ZM97 230H99V229H97ZM60 231H61L62 235H61ZM87 231H88V230H87ZM87 231H86V232H87ZM114 231H115V230H114ZM23 232H25V235H24V236H22V235L24 234ZM38 232H39V231H38ZM104 232H105V230H104ZM107 232H109V231H107ZM162 232H163V231H162ZM73 233H74V232H73ZM84 233H85V232H83V234H84ZM57 234H60L61 237H60V235H57ZM69 234H68V235H69ZM75 234H76V232H75ZM80 234H81V233H80ZM89 234H90V233H89ZM98 234H99V233H98ZM105 234H106V233H105ZM110 234H111V233H110ZM110 234L108 233V235H110ZM35 235H37V234H35ZM68 235H66V236H68ZM87 235H88V234H87ZM21 236H22L23 238H22ZM38 236H39V235H38ZM38 236H37V238H38ZM57 236H58V238H57ZM66 236H65V238H64L65 240H67V239H68V240H71L73 237H76L74 234H72L71 236L69 235L68 238H67ZM72 236H73V237H72ZM77 236H78V235H77ZM79 236H80V235H79ZM120 236H121V235H120ZM173 236H174V235H173ZM70 237H71V238H70ZM86 237H89V236H86ZM92 237H93V236H92ZM95 237H96V236H95ZM106 237H107V236H106ZM109 237H110V236H109ZM112 237H113V236H112ZM202 237H203V236H202ZM211 237H212V236H211ZM69 238H70V239H69ZM133 238H134V237H133ZM40 239H43V238H40ZM51 239H53V240H51ZM64 239H63V240H64ZM112 239H114V238H112ZM115 239H116V238H115ZM123 239H124V238H123ZM172 239H173V238H172ZM45 240H46V239H45ZM92 240H93V239H92ZM97 240H99V238H98ZM125 240H126V239H125ZM127 240H128V239H127ZM174 240H176V239L174 238ZM54 241H56V242H54ZM184 241H185V240H184ZM208 241H209V240H208ZM211 241H212V240H211ZM214 241H215V242H214ZM221 241H222V240H221ZM226 241H227V240H226ZM226 241H224V242H226ZM44 242H45V241H44ZM59 242H60V243H59ZM107 242H108V241H107ZM113 242H114V241H113ZM127 242H128V241H127ZM127 242H126V243H127ZM176 242H177V241H176ZM217 242H218V240H213V243H217ZM224 242H223V243H224ZM227 242H228V241H227ZM14 243H15V242H14ZM46 243H47V242H46ZM138 243H139V242H137V244H138ZM168 243H169V241H168ZM184 243H185V242H184ZM209 243L211 244L212 242L209 241ZM213 243H212V245H213ZM219 243H220V242H219ZM223 243H222V244H223ZM231 243H232V242H231ZM16 244H17V243H16ZM127 244H128V247H127V253H126L125 256L123 255V256H122L123 258L121 259V260L125 261V263H127L126 261H131V260H133V261H139L140 256H141L142 260H140V263H141V261H142V262H145V264H166V263H168V262H169V264H170V261H169L170 256H169L168 254H165L166 252H165V253H162V251L164 250V248H163V250L161 249L162 251H161V250L150 251L149 249L146 250L145 247H143L145 250H144V249L141 250L142 248H141V249L138 248L139 245H138V247H137L136 242H135V245H136V246L134 245V241H133L132 238H131V240H129V242H128ZM185 244H187V243H185ZM185 244H184V245H185ZM220 244H221V243H220ZM222 244H221V245H222ZM225 244H226V243H225ZM225 244H224V245H225ZM12 245H13V244H12ZM24 245H25V244H24ZM215 245H216V244H215ZM218 245H219V244L217 243V247L220 248L221 246H218ZM229 245H230V244H229ZM17 246H19V245H17ZM20 246H21V248L23 247V245H20ZM20 246H19V247H20ZM26 246H27V245H26ZM209 246H210V245H209ZM182 247H183V246H182ZM215 247H216V246H215ZM27 248H28V247H27ZM184 248H185V246H184ZM212 248H213V247H212ZM218 248H216V251L214 250V253H215V254H213L214 261H213V259H212L213 257H212V258L210 257V258L212 259L211 261L214 262V263L217 262V264H218L219 262H221L222 260H224V257L222 258V255H221V256H218V254L221 253V251H222V250H221V251L218 253V252H217V251L219 250ZM22 249H24L25 251H26V250H28V251L30 250L29 248L26 249V248H24V247H23ZM39 249H40V248H39ZM98 249H99V248H98ZM136 249H137L138 251H139V249H140V251H142V253H141L140 255H138L139 253L136 254V253H135V252H136ZM154 249H156V248H154ZM159 249H160V248H159ZM217 249H218V250H217ZM15 250H16V249H15ZM40 250H42V252H43L44 249H42V247H41ZM54 250H55V249H54ZM197 250H198V249H197ZM200 250H201V249H200ZM200 250H199V251H200ZM206 250H207V249H206ZM25 251H24V252H25ZM28 251H27V252H28ZM138 251H137V252H138ZM140 251H139V252H140ZM159 251H161V252H159ZM190 251L193 252L192 250H190ZM190 251H189V252H190ZM199 251H195V252H193V253H188V254L185 256V258H184L185 261H186L187 263H191V262H194L193 260H196V259H200V258L205 259V258L208 256V254H210V252H207V253H206L207 255H205L204 250H203V253H204V254L201 253L202 250H201V252H199ZM207 251H209V250H207ZM10 252H12V250H11ZM63 252H64V251H62L61 255H63ZM95 252H96V250L94 251V253H95ZM120 252H121V251H120ZM163 252H164V251H163ZM216 252H217V255H216ZM96 253H97V252H96ZM96 253H95L93 256H95ZM12 254H14V253H12ZM98 254H99V251H98ZM98 254L95 256L94 259L97 260L98 258H100V257L96 258L97 256H99ZM238 254H239V253H238ZM238 254H237V255H238ZM14 255H17V253L14 254ZM204 255H205V256H204ZM210 255H212V253H211ZM244 255H245V254H244ZM17 256H18V255H17ZM38 256H39V255H38ZM38 256H37V257L35 256V257H33V258H36V259H39V260H36V259L33 260L32 258H27L28 260L26 259L27 261H25V262H27L26 264H41V263H42V264H46L45 261L40 260V259H42V257H41V256L38 257ZM51 256H52V255H51ZM51 256H50V258H51ZM58 256H60V255H58ZM63 256H64V255H63ZM63 256H62V257H63ZM93 256H92V257H93ZM8 257H11V258L7 259ZM18 257H19V259H24V260H25V257H26V256H25V257H22V258H20V256H18ZM50 258H49V259H50ZM54 258H55V257H54ZM63 258H64V257H63ZM29 259H30V260H29ZM31 259H32V260H31ZM45 259H46V258H45ZM64 259H65V258H64ZM119 259H120V258H118V260H119ZM182 259H183V258H182ZM237 259H238V260H237ZM254 259H255V258H254ZM254 259H253V260H254ZM13 260H14V261H13ZM35 260H36V262H35ZM43 260H44V259H43ZM51 260H52V258H51ZM55 260H56V259H55ZM58 260L60 261V258H58ZM121 260H120V261H121ZM170 260H171V258H170ZM207 260H208V259H207ZM225 260H227V259H225ZM225 260H224V261H225ZM243 260H244V256H242V254H240V255H238V258H236V260H232V262H231L230 264H240V263H243ZM20 261H21V260H20ZM28 261H30V262H32V263H28ZM41 261H42V262H41ZM98 261H99V259H98ZM116 261H117V260H116ZM120 261H119V262H120ZM171 261H172V260H171ZM228 261H230V260H228ZM233 261H234V262H233ZM34 262H35V263H34ZM38 262H41V263H38ZM43 262H44V263H43ZM73 262H74V261H73ZM73 262H72V263H73ZM75 262H76V261H75ZM146 262H147V263H146ZM225 262H226V261H225ZM256 262H257V260L255 259V263H256ZM23 263H24V261H23ZM23 263H20V264H23ZM78 263H79V262H78ZM89 263H91V262H89ZM93 263H94V262H93ZM98 263H99V262H98ZM111 263H112V262H111ZM120 263L125 264L124 262H120ZM171 263H172V262H171ZM183 263H185L184 260H183ZM209 263H210V262H209ZM209 263H208V264H209ZM214 263H213V264H214ZM259 263H260V262H259ZM259 263H256V264H259ZM47 264H48V263H47ZM52 264H53V262H52ZM54 264H55V262H54ZM59 264H60V262H59ZM74 264H76V263H74ZM80 264H81V263H80ZM83 264H84V263H83ZM94 264H95V263H94ZM118 264H119V263H118ZM222 264H226V263H222ZM227 264H229V262H227ZM253 264H254V262H253Z\"/></svg>",
	"mask_w": 264,
	"mask_h": 264
},
{
	"label": "clouds",
	"instance_id": "obj_3",
	"mask_svg": "<svg viewBox=\"0 0 264 264\" xmlns=\"http://www.w3.org/2000/svg\"><path fill=\"white\" fill-rule=\"evenodd\" d=\"M155 177H157L158 179H169L170 178V173L165 171V172H159V171H155L152 173Z\"/></svg>",
	"mask_w": 264,
	"mask_h": 264
}]
</instances>
